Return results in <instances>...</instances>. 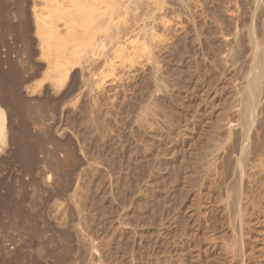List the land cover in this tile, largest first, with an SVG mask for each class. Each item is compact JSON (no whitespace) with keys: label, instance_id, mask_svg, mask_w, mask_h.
<instances>
[{"label":"rangeland","instance_id":"1","mask_svg":"<svg viewBox=\"0 0 264 264\" xmlns=\"http://www.w3.org/2000/svg\"><path fill=\"white\" fill-rule=\"evenodd\" d=\"M130 1L131 0H127V2H126V0H125V2H122L124 5L122 3L119 4L121 6L122 5L126 6L125 10H127V11H124V13L123 12L121 13L122 7H121V9H119L120 8L119 5L117 6L118 9L116 8V6H113L115 9H113L112 6H111L110 7L111 8L110 12L108 10L109 9V7H108L109 5L108 4L104 5V7L102 9L98 10V11H93V10L91 11L90 9L88 10V8L75 7L76 9H71L70 10V11H72V10L75 11L76 10L75 12L73 11L74 13L73 12H71V13H67L66 12L68 14V16H69V14L70 15L72 14L71 16L74 19L70 18V19H72L71 21H69L70 19L68 17L67 18L63 17V16H67V15H64V13L61 14L62 12H59V13L56 12L54 9L51 8L50 5H49V8H50L49 9L48 5L47 6L44 5L43 3H41L38 0L36 2V4L38 3L36 5V7H37V10L39 11V12L37 11L38 14H39V17H42V15H43V16H45L46 19L42 17V21H41V18H39V20L41 21L40 27H41L42 31L39 29V31H40L39 34H41V35H37V39L35 38V35H34V33H35L34 24L32 23L30 25V27L32 26L31 27L32 30L30 32V37L31 38H29V39H31L32 41H37V40H39L41 38L40 39V40H42V56H41V58L44 55V57L41 59V62L44 61L43 63H45L48 58H52V57H54V55L61 54L62 53V51H61L62 48L66 49V47H67V53L68 52L70 53L71 51H73L72 47L74 48L75 46H79L77 48L75 47L76 49H74V50L78 51V48H80V45L81 46L82 45L86 46V47L82 46L84 48L83 49L84 52H88L89 51L88 53H90V48L89 47H91V49H94L96 52L94 50H91V52L95 53V54H92L93 56L96 55L99 52H103L104 54L102 56L106 57V55H108L106 58H108V57L112 58L113 57V59H112L113 62L110 65V62L109 63H105L104 60H100L99 64H97L96 67L94 66L95 69L94 68L92 69V73L90 74L91 77L89 76V74L85 73V76H84L85 79L83 77V74L81 76L80 73H76V75L71 76V78H69L70 77L69 75H68L69 77L67 76L68 78L67 77L65 78L63 76L65 79L63 81H61V82L58 81V80L63 79V77L60 78V76H59L58 79L56 78L57 79L55 81L56 84L55 83L52 84V82H50L51 81L50 77L48 78L47 76H44L41 73H39V74L35 75L36 77L31 78L24 85L20 86V88L18 90V93H17V97L20 96L19 99L22 98L21 100H23V101H27L28 100L30 102L29 104L34 102V104L33 105L31 104V106L36 107V108H33V107H31L29 105V107L31 109H28V110H31L30 111L31 113L27 112L28 113L27 115H29L28 117L30 118V119L27 118V121L32 123L31 125H30L29 122H27L28 125L26 124V126H29L28 128L26 127V129L28 130V132H27L28 136L31 135L30 136L31 138L36 137L38 130L35 131V129H37V126L36 125L34 126L33 122H34L35 119L38 118V120L42 119L43 122H44V126H45L44 128L45 129H43V127H42V129L44 130V133H45L46 130H47L46 131L47 134H49L51 132V136L50 135L49 136L52 139L51 138L50 139L53 142L56 141L57 143L56 142L55 143L57 145L59 143H61V144L58 145L60 148L57 146L58 147V149H57L56 144H52L53 143L52 141H50V140L47 141L49 144L47 142H44L45 145H47V146L50 145V146L47 147V146L43 145V148H44L43 150H40V151L38 150L37 151L38 153L37 152L34 153V155H36V154L37 155L36 156L33 155L32 158H30V159H32V163H33L32 165L34 166L33 170H32L33 166L29 165V167L31 166V171H30V169L29 170L26 169L24 171V167L23 166H25L24 164H26V163H23V162L25 161L26 157H25V155L23 157L24 153H21L22 150L21 149L19 150L21 152L16 150V153H13V154H9V153L6 154L5 152H7V151H5V149L8 150L9 146L5 145V146H7V147H5V146L2 145V143H0V146H1L0 147V159H1L0 160V163H1L0 164V184H1L0 185V188H1L0 189V223H1V225H0V231H1L0 232V237L2 236L0 238V241L4 242V244H8L9 243V245L12 244L11 242H14L13 245H15V250L12 252L11 255H9L10 257H8L6 259V258L1 257V255H0V262H1L0 264H16V263L17 264H26V263L27 264H45V263L46 264H64L63 260H62L64 258V255H62L63 253L61 251H59L62 254H60V253L58 254L56 251H58V249L61 250L60 249V245L61 246L65 245V243H62L64 241L62 239V236L64 234L61 236V232L63 231L62 228H61V225L64 224L65 222H68V221L71 222L70 219H69V216L67 214V212H68L66 210L67 207L65 206L66 205V203H65L66 201L63 198L64 196L61 194V190L63 191V188L64 189L66 188V185H64V184L67 183L65 181V179L67 180V177H66V174L63 175V173H65L63 171H66L67 167H69V166L70 167L68 169L70 170V172H73V170H74V173H71V174H75L76 171L78 172V171L84 169V170L81 171V172H83V171L84 172L80 173L79 182H78L77 186L74 187V189H77V190L72 189L70 192H66V194L71 193V194H73L74 197L76 196L75 197L76 200L74 199L76 201V204L81 202L79 205L77 204L80 212L82 211L81 215L79 216L80 221L77 220L75 222H80L81 223V222H83L82 221V219H83L84 220L83 224L82 223L80 224L82 226V228L84 230L87 229L86 231H89L90 233H92V236L94 234V237L97 239L98 243L100 242L98 245L101 246V244H102V246L100 248L102 249V247H103V250L99 249V252L102 253V251L105 250L104 253H103V256L101 254L102 258H104V260L103 259H101V260L105 261V264L106 263L107 264H114V263L115 264H117V263L118 264H120V263L121 264H128L129 262H130V264H131V262H132V264H154V263L155 264H235V263L237 264L238 263L237 261L240 258V256L243 253H246V252H249V255L251 254L250 258L252 259V261L254 263H256V264H264V252H262L261 249H259V248H261L260 245H259L260 243L255 241V237H257V235L264 229V226H263L264 224L263 223L261 224V223H258V222L254 221L255 219H256V221L264 220V161H263L264 160V155L262 154L263 153L262 150L264 149V147L262 149V146L264 145V143L260 144L258 139L254 138V136H256V135L253 132V136L252 137L258 142V144H257V142L255 140H253V139L251 140L250 139V141L251 142L254 141V143L249 142V147L251 145L253 146V144H254V147H252L251 149L255 150V151H252L250 148H248V155H250L249 156V160L251 162L250 164L248 163V165H250V167L251 166L252 167L251 168L247 167L245 169V171L243 172V175H242L243 178L241 177V181H240V186H241L240 188H242L241 190H243L242 193L245 192L244 193L245 195L243 194L245 196V198H244V201H243V204H242V209H244V211H243L244 213L242 212L241 213L242 215L240 216V218L238 217L241 220L240 221L239 219L237 220L236 216L232 215L233 212L231 211V209L229 210V208H231L230 207L231 206V202H232L231 198H233L232 196L234 194V190L230 189V188L233 187V184L231 183V179H232V174H233L234 170L237 168V161L236 160H237V158H239V152H238L239 151V149H238L239 148V142L237 140V143H236V141L234 140L232 134H230V132H228L227 129H225V125H228L227 122L231 121L233 119L232 117H234L233 115L230 116L232 111H230L231 108H229V107H231V102H230L229 96L226 95L228 98H224V100H221L223 102L217 103L218 106L216 108H215V106L217 104L215 106L211 105V106H207L208 108L207 107L205 108V110L208 109V111L206 110V112H205L208 115L207 116L205 114V117H206V121L205 122L206 123H202L199 126V127H202V129H205V131L202 130L203 132L201 134V137H202V139L200 140L201 142H199L195 146L196 147L195 150L197 151V152H195V150H194L193 154L195 156H191V154H190L191 157H188L187 152H186L188 150L186 149L185 153H184V151L182 149H185V148L182 147V148H179L180 152H178V153H180V154L176 153V157L177 158L181 155L180 159L178 158L179 160L177 158H175L177 161L175 159H174V161H171V162L169 161V163H168L169 165L167 164L168 161L164 162V160L162 162L160 161V163H159L158 158L162 157V155H163L162 153L165 152V148H163L160 145L159 142H157V141H155L153 139L150 140L151 138L150 139H149V137L147 138L145 136V134L143 132H141L143 130L139 128V124H141L142 122H140V123L138 122V124H136V126H134V125H131V122L128 119L129 116H130V113L133 111L134 107H136L138 104H140L141 100H142L141 102H143L144 97H145V99L147 97L145 95L146 94L145 91H147L148 86H149V84H148V82H149L148 80L149 79L147 77L148 76L147 70H146V68H143L142 65H141V63L143 62V59L138 61V62H140V61H142V62H140V63L135 62V65H134V62H132V64H129L131 62H128L130 60L128 58H126V56H125L128 53V51L130 50V49L128 50V48H132L133 46H135L134 43L136 44V46H139L138 43H140V45H142L141 43H143V42H144L143 43L144 45H147L148 43H150L149 42L150 41L149 38H151V36L153 38L156 37L157 39L155 38L156 40H155L154 44L155 45L157 44L159 47L162 46L161 47L162 48V50H161L162 52H159L157 55H160L162 57L163 56L162 53L164 54L166 52L165 56H167V60H169V62H168L169 64L168 65L171 64L170 66H168L166 64L167 66H165V68H164V71H165L164 76H167L169 74L171 76H169V75L168 76L171 78L173 75H175V73L176 74H177V72L179 73V74L173 76L171 79L169 77H164V82H163L164 87H167L166 85H168V87H169V85L170 84L172 85L174 82H175V86H177V87H175L174 85H172L173 88L171 87L172 89H174V90L171 89L174 94L172 93V91L170 90V87H169V90L171 91V94H172L173 97H175V98L180 97V96H178L179 95L178 94L179 91L181 89H184V88H187L188 91H189L190 87H191L190 92L193 93L192 95L203 94V93H201L200 90L201 89L203 90V88L204 89L209 88L208 87L209 84L211 86L215 85V86H212L213 88L216 87L215 89L220 87L221 84H222L221 87L226 88L225 91L227 90L226 92H229L230 91L229 89H231L233 87L232 84H231L232 87L229 86L230 82L231 81H232L231 83L234 82V80H231V78L234 77V76L235 77L238 76L237 74H239V72L244 70V69L242 70V68H245V66L243 65L244 63H241V62L244 61V59L241 58V56L244 54V58H245V56H246L245 53H247V49H248V47H247L248 45H246L247 43H245L246 40L248 39V37H246V36H248L247 35L248 33L247 34H245V33L248 31L249 28H251L250 31H248V32L252 33L251 35H253V36L255 35L254 33H256L257 41H259L258 40V35H259V38H263L264 39V36H263L264 35V0H259V1H256V0H254V1L253 0L252 1H250V0H132L131 6H130ZM253 2H255V3H253ZM126 3H127V5H125ZM146 3L148 5V7L145 6ZM128 6H130V7L128 8ZM44 7H45V9H44ZM82 9H83V12H82L83 14L80 13L82 11ZM116 9H117V11H115V12L113 11L112 12V10H116ZM129 9L130 10L132 9L131 12H129L130 11ZM133 9H134V11H133ZM44 10H46V11L44 12ZM119 10H121V11H119ZM52 11H54L56 13L53 14ZM135 11H136V13H135ZM116 12H120L123 15L121 16L120 13H117V15H116ZM126 12L129 13V14H127ZM141 12H143V13H141ZM144 12H145V14H144ZM86 13H88V14L91 13V14H94V15H91V14L88 15ZM58 14H60V15H58ZM111 14L114 15L115 19H114V17L111 16ZM46 16H48L49 18L46 17ZM50 16H53L54 18L53 17L51 18ZM71 16H69V17H71ZM93 16H95L94 17L95 19L93 18ZM134 16H135V18H134ZM80 17L82 19H80ZM131 17L134 18V21H133V18H131ZM55 18L57 19V21H56ZM101 18H103V19H101ZM31 19H32L31 20V22H32L33 21V17H31ZM48 19L49 20H51V19L54 20L55 19V20L54 21L51 20V23H50V21ZM67 19H69V20H67ZM100 19L102 21H104L103 22L105 24V25L103 24L104 27H103V25H98V24H100V21H101ZM63 20H64V23H63ZM123 20H125V21L128 20V21L125 22ZM162 20H163V22H162ZM67 21H69V22H67ZM89 22H90V24H89ZM108 22L110 23V25H109ZM116 22H117V24H116ZM44 23H47V24H44ZM96 23H98L97 24L98 26L96 25ZM125 23H127L128 26H130V24L131 25L138 24L139 26H141L144 29L143 30L144 34L143 35L141 34V35H138V36L133 35V34H131V36H130V34H128L129 36L127 35V37L122 39L120 44H122V46L123 45L125 46L123 48L125 49V51H127V53L124 51V53H126V54H124V53L121 54V53L116 52L114 50V48H112L113 46H111V44L108 43V41H109L108 39L110 38V37H108V34L113 32L115 30V28H117V27H118V29L120 27V30L123 29V27L127 28V24H125ZM56 24L59 27L58 26L56 27ZM101 24H102V22H101ZM147 24H149V25H147ZM48 25H50V26H48ZM68 25L70 26V28L67 27ZM72 25H74L73 27H75V25H76L75 29H73ZM154 25H155V27H154ZM85 26H87V27H85ZM105 26L107 28H105ZM182 26H184V27H182ZM55 27L57 28V30L61 29L59 34L61 33L60 36L63 35L62 39L66 40L67 42L66 41H62V39H61V42H60V39H59V42L58 41H54V40H57L55 38L56 34H55V32H53L56 29ZM77 27L81 28L80 30H82L83 33H85L84 31H86L88 28H90V29L87 30L88 35H89V33L91 35L88 38L89 40L87 39V37H88V35H86L87 33H85V35L82 36L83 35L82 31H80L81 33H79V35L81 34L80 35L81 37L78 35L79 28H77ZM97 27H99V28H97ZM253 27H254V29H253ZM71 28H72V30H71ZM85 28H86V30H85ZM241 28H242V31H243V29H244V31H245V29L247 31L244 33V31L243 32L241 31ZM46 29H48V31H50V32H48ZM69 29H70V31L68 32ZM255 29H257V31ZM1 30L2 29L0 28V32H1ZM92 30H94L95 32H93ZM66 31H67L68 34H66ZM76 31H78V32H76ZM100 31H101L102 34L100 33ZM165 31H167V32H165ZM190 31H191V33H190ZM238 31L242 32L243 34L242 33L238 34ZM42 32L43 33L46 32L45 33L46 36ZM50 33H51L52 36L50 35ZM74 33H75V35L77 33L78 36L76 35V37H74L75 36V35H73ZM105 33H107V35ZM152 33H154V34H152ZM233 33L234 34L236 33V35H234ZM47 35H49V36H47ZM193 35L195 36L194 38H193ZM244 35H245V37H244ZM13 36L9 37V38L7 37L8 39H6V37H5V39L1 42L2 44H0V51H1L0 57L2 59L6 58V59L10 60L11 62L13 61V63H14L13 65L15 66V68H17L15 70H20V64L19 63L22 62V58H24V56L27 57V53H25V51L23 49L24 46H21L20 40H18L15 37L16 35L14 37ZM50 36H51V38H50ZM105 36H106V38H104ZM173 36H174V38H173ZM232 36H236V37H233L234 39L232 40ZM238 36H239V38H238ZM43 37L45 38L44 39L45 41L42 39ZM48 37H49V39H52V41L51 40L48 41L49 40ZM82 37H83V39H82ZM98 37H99V39H97ZM107 37H108V39H107ZM197 37H198V39H197ZM10 38H11L12 42L10 41ZM85 38H86V40H85ZM134 38H135V40H134ZM159 38H160L161 42L159 41ZM221 38H223V39H221ZM240 38H242V40ZM13 39H15V40L13 41ZM144 39L147 40V44H146V40H144ZM178 39H179V41H178ZM235 39H237V40H235ZM263 39H261V40L264 42ZM73 40H74V42H73ZM95 40H97V41H95ZM103 40H104V42H103ZM105 40H107V42H106L107 44H105ZM191 40H193V41H191ZM198 40H199V43H201V41L203 40L201 46H202V50L203 49L204 50H203V52L201 50L200 55L201 54L202 55L205 54L204 55L205 58H207V56H208L207 60L210 58L209 61H210L211 65L208 64V63H204L203 64V61H202L201 58H199L200 61H198L197 57H200L199 56V51L196 52L197 50L194 47V45L198 42ZM222 40H223V42H222ZM94 41L97 43V47L95 46L96 43ZM128 41H130V42L128 43ZM194 41H195V43L193 45ZM237 41H239V42H237ZM38 42H36V44H38ZM88 42H89L90 45H91L92 42H93L92 45L95 43V45H94L95 48H94V46L92 47V45L90 46L88 44ZM100 42L103 43L104 46H102V44ZM168 42H170V43H168ZM261 42L259 43L260 46H261ZM57 44H59V45H57ZM60 44L63 45V46H61L59 48L58 46H60ZM216 44H217V46H216ZM243 44H244V46H243ZM262 44H264V43H262ZM51 45H53V46H51ZM64 45L65 46L67 45V46L65 47ZM172 45H175L176 47L172 46ZM183 45H185V46H183ZM192 45H193L195 50L192 48ZM50 46H51V48H50ZM54 46H56L57 48L55 47L56 48L55 49ZM126 46H127V48H126ZM130 46H132V47H130ZM231 46L235 47V50L237 52ZM103 47H104V49H103ZM204 47H206V48H204ZM228 47L232 48L235 51V52L233 51L234 52L233 56L236 53V54L239 55V58L241 60L238 59V55L235 54L236 55V56H234L235 58H232L233 62L232 61L230 62L229 59H231V58H229L227 60L228 63L225 64V61H224L223 62L224 64H222V61H221L220 57H222L223 55L220 52H222V51L225 52ZM263 47H264V45H262V48ZM35 48H36V55H38L39 49H38V47H35ZM165 48H166V50H165ZM168 48H169L168 51H170V52L167 51ZM185 48L187 50H184ZM242 48L244 50H242ZM245 48H247V49H245ZM57 49H59V50L61 49V50L59 51ZM65 49H64L65 52L64 51L63 52L66 54V50ZM86 49H88V50L85 51ZM102 49H103V51H99V50H102ZM52 50L54 51V53L52 52ZM55 50H56V52H55ZM80 50H81V48H80ZM131 50H130V52H131ZM245 50H246V52H245ZM263 50H264V48H263ZM20 51L21 52L24 51V52L21 53ZM173 51H174V53H173ZM180 51H182V52H180ZM73 52L75 53V51H73ZM73 52H71V54L68 53L67 56L68 57L72 56V58H70V59H73V57L76 59V60L74 59L73 62H72L74 64L75 61L78 60L77 59L78 56L81 54L79 56V58H80V57H82V55L84 56V53L81 50V52H79L80 54L79 55L77 54V58H76V53H78V52H76L75 54ZM107 52H109V53H107ZM224 52H222V53H224ZM88 53H85V55L86 54L87 55L91 54V53L90 54H88ZM241 53H242V55H241ZM110 54L111 55L114 54V55L111 56ZM169 54H170V57H169ZM122 55H123V57H121ZM195 55L196 56L198 55V56L195 58V57H193ZM118 56H120V57H118ZM186 56H187V58H186ZM84 57H83V59H84ZM105 57H103V58H105ZM117 57L120 58V59H118ZM216 57H219V58H216ZM121 58L122 59L125 58V59L122 60ZM127 59H128V61L126 62ZM79 60L83 61L81 58ZM79 60H78V62H79ZM109 60H110V58H109ZM120 60H122V62H120ZM223 60H224V58H223ZM237 60H240V62L238 61L239 63H237ZM212 61H214V63ZM229 62H230V64L236 62L238 67L236 66V64H235V67L234 66L232 67L231 66L232 64H231L230 68H232V69L234 68L235 69L237 67L236 71H238V72H236L234 69H233L234 71L232 69H231L232 71L230 69H228L229 68L228 67ZM100 63H103V64H100ZM116 63H118V64H116ZM136 63H138V64H136ZM175 63H177V65ZM181 63L183 64L182 65L183 67L182 66L180 67ZM240 63L242 64L241 70L238 69L241 66ZM75 64L73 65L74 67H79V64H76V65ZM108 64H109L110 67L108 66ZM197 64H198V66H196ZM205 64H207L209 66H207ZM219 64H221V65L219 66ZM104 65L105 66L107 65V67H108L107 70H106L107 67L105 68ZM114 65H115L116 68H113ZM120 65L122 67L123 66L124 67L122 68ZM215 65H217V66H215ZM174 66H176L177 68L180 67L181 69L180 68L179 69L182 70L183 72L180 71V70H176V67H174ZM6 67L7 66L3 65V68L6 69ZM98 67H100V68H98ZM166 67H167V69H166ZM217 67H218V69H217ZM170 68H173V69L175 68L174 69L175 72L173 70H171ZM184 68H186V69H184ZM210 68L211 69L213 68V70H211ZM225 68H226V70H225ZM75 69H76V72H78L77 71L78 68H75ZM113 69H115V70H113ZM110 70H111V73H110ZM112 70H113V72H112ZM169 70H171V71H169ZM202 70H203V72H201ZM226 71H228V72H226ZM230 71H231V73H230ZM181 72L183 73V75H182ZM185 73H187V74H185ZM221 73L222 74L225 73V74H223L224 76ZM105 74H106V77L104 78L103 76H105ZM142 74H143V76H142ZM216 74H217V76H216ZM230 74H232V75L234 74V76H231ZM92 75H94V77H92ZM185 75L186 76L188 75V76L186 77ZM177 76H178V78L181 77V79L179 78L180 79L179 80L178 78H175ZM210 76H211V79L209 78ZM225 76L226 77L231 76V78H230L231 81H228L229 84H226L227 83L226 80L227 79L229 80V78L226 79V78H224ZM81 77H83V79H81ZM222 77L224 79H226V80H224ZM235 77L233 79H235ZM39 78H41V79H39ZM46 78H48V80ZM73 78H75V80ZM78 79H80V80H78ZM87 79L88 80L90 79V80L88 81ZM96 79L98 81L101 80V82H97ZM172 79L173 80L176 79V81L172 82L173 81ZM169 80H172L171 83L169 82ZM177 80H179V81L177 82ZM221 80H222V82H221ZM143 81H145V82H143ZM166 81L168 82V84H167ZM32 82L34 84H32ZM36 82H38V83H36ZM64 82H66L67 85ZM83 82H85V83H83ZM105 82H106V84H105ZM50 83H51V85H50ZM96 83H97V85H96ZM177 83L181 87V89H180V87H178V85H176ZM206 83H207V85H206ZM79 84H80V86H78ZM93 84H95L96 86L93 85ZM217 84H218V86H216ZM35 85L37 86V88H36ZM58 86H60V87H58ZM27 87H28V90H27ZM44 87H46L45 88L46 90L44 89ZM57 87H58V89H57ZM168 87L166 89H168ZM115 88H117V89L115 90ZM130 88H131V90H130ZM176 88H177V91H176ZM178 88L180 90H178ZM50 89H52V90H50ZM128 90H130V91H128ZM47 91H49V92H47ZM174 91H176L177 94H175L176 92H174ZM45 92H47V93H45ZM64 92H65V94H64ZM194 92H195V94H194ZM119 93H121V94H119ZM62 94H64V95L62 96ZM225 94H227V93H225ZM64 96L65 97L67 96V97L64 98ZM109 98H111L113 100H111V99L109 100ZM199 98H202V96H200ZM32 99H34L37 104H38L37 101L39 99L40 100L42 99L41 101H43V103L47 102L46 105L49 104L50 106H52V105H54V106L50 107L51 108L50 109L49 105H47V108H48L47 109L45 107V104H43L44 105L43 107L45 108V110L43 108H40V110H37V108H39V107H37V105H35L36 103ZM43 99H45V100L47 99V101H44ZM90 99H93V100H90ZM126 99H127V102H126ZM75 100L77 102H75ZM116 100H119V101L116 102ZM31 101H33V102H31ZM94 101H95V103H94ZM97 102H98V104H97ZM167 102L168 101L166 99V101L163 100V101L157 103L158 105L160 104V107L158 105H156V104H154V107H152V108L150 107L151 108V110H150L151 115L152 116H156V118L157 117L159 118V119L157 118L158 120L157 119L155 120V123H154V121H151L154 124L158 123L156 125L153 124V127L155 126V128H154L155 130L156 129L158 130V128H159V131H161V132L163 131V126L165 125L164 127H166V125L168 123L170 124V122H172V119H174V116H175L173 111L169 107L170 104H168ZM190 102L193 104V107H195V105L199 101H197L195 98H192V100ZM99 103L101 105H99ZM136 103H138V104L135 106ZM191 103L189 105H192ZM111 105H113V106H111ZM93 106H95V107H93ZM155 106H157V107L155 108ZM212 106L214 107V109H213ZM123 107L125 109L127 107V109L125 110ZM161 107L163 108V110H162ZM209 108L211 109V111H209L210 110ZM42 109H43V112H42ZM46 109H47V111L49 113H47ZM262 109H264V108L262 107ZM122 110L125 111L124 112L125 115L122 113L123 112ZM217 110H219L220 112H218ZM39 111H40V113H39ZM93 111H95V112H93ZM155 112H158V113H155ZM216 112H218V113H216ZM225 112H226V114H225ZM215 113L218 114V115H216ZM31 114H32V116H31ZM89 114H92V115H89ZM111 114H113V115H111ZM224 115H226V116L224 117ZM37 116H39V117H37ZM97 116H98V118H97ZM164 116H165V118H164ZM114 118H116V119H114ZM260 118H262V120L264 121V119H263L264 116L263 117L261 116ZM105 119H107V120H105ZM123 119H124V121L126 123L123 121ZM35 121H37V120H35ZM113 121H115V122L113 123ZM80 123H82V126H81ZM83 124L86 125L87 128ZM129 124L131 125L130 128H128ZM142 125L144 126V123H142ZM142 125H140L141 128L143 127ZM213 125H215V126H213ZM217 125H218V127H217ZM103 126H104V128H103ZM132 126H133L134 129L132 128ZM124 127H126V128H124ZM95 128H97V129H95ZM106 128H107V130H106ZM131 129H132V131H131ZM43 130L41 132L42 134H44ZM104 130H105V132H104ZM207 130H208V132H207ZM213 130H214V132H213ZM159 131H157V133H160ZM100 133L102 134V136L100 135ZM33 134H35V135H33ZM47 134H46V136H48ZM208 135H209V137H208ZM204 137H206V138H204ZM66 139H67V141H66ZM134 139L135 140L137 139L140 142L137 141V140L135 141ZM216 139H217V143H216V141H214ZM103 140H105V141H103ZM206 140L208 141L207 143H206ZM210 141L211 142L213 141V142L211 143ZM116 142L117 143L119 142V143L117 144ZM144 142H146L147 145ZM140 143L142 145H140ZM208 144H210V145L208 146ZM62 145L67 150L64 149L62 147ZM97 145H99V147ZM198 146L200 147V149H199ZM255 146H257V147L255 148ZM67 147H69L70 149L67 148ZM123 147H125L126 149L123 148ZM128 147H130V148H128ZM184 147H186V146H184ZM203 147H205V148H203ZM54 148H56V149H54ZM201 148H202V150H201ZM210 148L212 149L211 151H210ZM217 148H218V150L216 151ZM46 149H48L50 154H48ZM52 149H54V150L52 151ZM77 149H78V151H77ZM141 149L143 150V152H141ZM203 149L204 150L205 149L206 150L209 149L208 151L213 153L212 156H209L206 153L204 155L205 151ZM249 149L253 153L251 151H249ZM69 150H72V151L69 152ZM163 150H164V152H163ZM198 150H201V151H198ZM35 151L36 150H34V152ZM42 151H44V152H42ZM58 151H60V152H58ZM62 151H63V154L61 153ZM145 151H146V153L147 152H149V153L146 154ZM154 151H155L156 154L154 153ZM228 151L230 153H227ZM54 152L56 154H54ZM73 152L76 153V155L73 154ZM138 152L145 153V154H140ZM166 152H165V154H166ZM181 152H182V154L184 153L183 156H182ZM198 152H199V154H198ZM210 152H209V154H210ZM249 152L251 154H249ZM17 153H19V154H17ZM43 153L44 154L46 153V154L44 155ZM71 153H72L73 156H71ZM83 153L86 154V155H84ZM152 153L154 155H156L155 157H157L158 154H159V156H160V154H162V155L160 157H157V158L152 156L153 157L152 158L151 157ZM219 153H221V154H219ZM20 154H22V156ZM40 154L42 156L44 155L43 158H42V156ZM77 154H78V156H77ZM127 154L130 155V156H128ZM46 155L47 156L49 155V156H52V157L48 156V158H47ZM53 155H56V156L58 155V156L57 157L54 156L55 158H53ZM144 155H148V156L150 155L149 158L150 157L151 158L150 159L147 158L148 156H146V158H145ZM253 155H254V157H253ZM75 156H76V158H75ZM185 156L188 157L190 159V161ZM203 156L204 157L207 156V159L206 158L205 159L206 160H210V162L208 163L209 165L207 163H205L206 160L204 158H202ZM3 157L5 159H3ZM16 157H18V158H16ZM45 157L47 159H49V158L50 159L47 160V162H46ZM22 158H24V159H22ZM37 158L41 159V160H44V162H46L45 163L46 169L48 168L49 170H50V168L47 165L49 164V162L52 163L51 162V158H53L52 161H55V162L57 160L56 158H58V160L60 159L59 160V165H58L59 166V170H60L61 166L63 168L66 165L65 166L66 168L65 167L63 168L64 170L61 168V170H63V171L60 170L61 172H63L61 175L59 174L60 171H58V177L60 178V180H59V178L56 175L52 174V171L50 172L49 170H47V172H48V175L50 177L47 176V174H46L47 172H46V169H45V166H44L43 162L41 160H37ZM66 158H68V159H66ZM91 158H93V159L90 160ZM142 158H143V160H142ZM194 158L196 159V161L194 160ZM219 158H221V159L219 160ZM260 158H262V159H260ZM21 159L23 160V162H22ZM120 159H121V161H120ZM35 160L40 161L39 163L43 164L42 170L37 169V171L39 170L38 173H36L37 171H35L36 164L38 163ZM58 160H57V162H58ZM61 160H62V162H61ZM93 160L95 162H93ZM150 160L153 161V162L149 163ZM200 160L203 161V162H201ZM33 161H35V162H33ZM63 161H64V163H63ZM84 161H85V163L89 162L95 168H93L91 166H89V167L88 166H84L85 165ZM215 161H217V162H215ZM75 162H77V163H75ZM206 162H208V161H206ZM60 163H63L64 165L60 164ZM82 163H83V165H82ZM133 163H135V164H133ZM195 163H197L198 165L195 164ZM159 164H163V166L160 165L161 166L160 167ZM164 164H165V166H164ZM253 164L255 166H257V167L259 166V168H257V167L255 168ZM72 165L73 166L76 165V167L75 166L73 167ZM124 165H125V168H124ZM173 165H175V167H173ZM193 165L195 167H193ZM21 166H22V168H21ZM39 166L41 167L42 165H38L36 168H40ZM187 166H189V167H187ZM25 167H27V165ZM71 167H72V169H71ZM43 168H44L45 171L43 170ZM187 168H188V170H187ZM192 168H194V169H192ZM42 174H44V175L42 176ZM85 174L87 175V177L85 176ZM256 174H257V176H256ZM45 175H46V177H45ZM52 175H54V176H52ZM62 175H63V177H62ZM88 175H90V176H88ZM93 175H95V176H93ZM133 175H135V176H133ZM188 175L189 176L191 175V176L188 177ZM39 176L40 177L42 176L43 180H41L42 177L40 178ZM88 177H90V178H88ZM54 178L56 180H58V182ZM61 178H62V180H61ZM80 178H82L83 180L80 179ZM33 179H34V181L31 182ZM81 180H82L83 183L80 182ZM40 181H42V182L46 181L47 183L46 182L44 183V184H46V187ZM54 182H56V184ZM48 183L51 184L53 187L51 185L49 186ZM148 183H150V184H148ZM229 183L231 184V186L229 185ZM130 185H132L133 188ZM149 185H151V186H149ZM47 186H49V188ZM143 186H144V188H142ZM39 188H41V189H39ZM102 188H104V189H102ZM150 188H151V190H150ZM55 189H57V190L59 189V190L57 191ZM91 189H92V191H91ZM9 190H10V192H9ZM134 190H136V191L134 192ZM230 190H231V192H230ZM10 193H11V195H10ZM50 193H51V195H50ZM123 193H124V196L122 195ZM5 195H7L9 200L7 199V197ZM133 195H134V197H132ZM160 197H162V199H160ZM157 198H159V199H157ZM45 199H47V200H45ZM77 199H79V201ZM122 199H124V201H122ZM62 200H63V202H61ZM1 201H3V202L1 203ZM54 201H55V203H54ZM117 202L120 205L117 204ZM13 204H15V207H14ZM104 204H105V206H104ZM132 205H134V206H132ZM109 209H111V210H109ZM60 210L63 213H61ZM65 214H67V215L65 216ZM121 215H122V217H121ZM81 216H83V218ZM125 217H127V218H125ZM65 219H67V220H65ZM8 222H10V223H8ZM14 222H16V223H14ZM85 222H86V224H85ZM116 222H122V223L128 225V227L131 229V231H129L128 233H121L118 229H116L117 228L116 225H115ZM238 222H240V223L242 222V223L240 224ZM42 223H43V226H42ZM48 223L50 224V226H48ZM54 223H56L55 226H54ZM131 223H132V225H131ZM141 223H142V225H141ZM244 223H245V225H243ZM19 224H20V227H18ZM84 224H85V227H87V228L84 227ZM108 224H111V225H108ZM139 224L141 225V227H140ZM11 225L12 226L14 225V226L12 227ZM44 225L48 226L47 228L45 227V229L46 230L48 229V230L45 233L41 234V235L42 236L46 235V237L44 236V239H46V240L42 239L43 237L38 236L39 233L42 232V230L45 231ZM8 227L10 229H8ZM235 227H237V228H235ZM20 228H21V230H20ZM30 228H32L31 231H30ZM49 228L51 230H53V232ZM23 229H25V230L27 229L28 232L23 230ZM56 229H58L59 231L56 230ZM2 230H4V231H2ZM38 230H41V231H39V233H36V232H38ZM54 230H56V231H54ZM93 230H94V233H93ZM110 230H112V232H110ZM134 230L137 231V232H135ZM150 230H151V232H150ZM9 232H10V234H9ZM25 232L27 233L26 235H25ZM56 232L59 233L60 239L63 240V241L61 240L62 242L58 241L60 239H59V237L57 238V235H56L57 233ZM130 232H132V233L129 234ZM133 232H134V234L135 233H141V234H138V238H137L136 234L134 235ZM149 232L152 233V234H150ZM48 233H49V236L52 235V233H53V235L55 237H53V235H52V237L49 238ZM104 233H106V234H104ZM107 234L108 235L110 234L111 236L108 238ZM123 234H125V235H123ZM139 235L140 236L142 235V236L140 237ZM127 236L130 237V238H128ZM63 237H65V239H66V234ZM52 238H53V240L50 241L49 239H52ZM101 238L104 241L101 240ZM1 239L2 240L4 239V240L2 241ZM9 240H11V241H9ZM39 240H42V241H39ZM43 241H45V242H43ZM49 241H50V243H49ZM54 241H56V242H54ZM235 241H236V243H235ZM124 242H125V244H124ZM129 242H130V244H129ZM131 242H132V244H131ZM106 243H107V245H106ZM13 245H11V246H13ZM138 245L141 246V247H139ZM37 246H39V247H37ZM108 246H109V248H108ZM121 247H122V250H121ZM239 247H240V249H239ZM40 248H42L43 250L45 249V250L44 251L42 250L43 251L42 252L40 250ZM98 248H99V246H98ZM80 249H81V251L83 250L82 248H80ZM80 249L78 250L79 253L76 252L77 255H75V257H73V259H75V260H73L74 261L73 264H82V263L86 264V262H87L86 261L87 260L86 259L87 258L86 257V255H87L86 252L85 251L81 252ZM38 251H40V252H38ZM45 251H46V253H44ZM51 251H52V253H51ZM62 251L64 253H66L67 249L64 247V248H62ZM14 252H16V253L13 254ZM105 252H106V254H105ZM82 253L84 255H82ZM126 253H127V255H126ZM53 254L55 256V259L60 257V255L63 258L60 259L61 258L60 257V258L55 260ZM112 254H114V255H112ZM47 256H49V257H47ZM84 256H85V258H84ZM51 258H53L54 260L51 259ZM2 259H3L4 262L2 261ZM16 259H17L18 262L16 261ZM24 259H26L27 262H25ZM133 259H134V261H133ZM116 260H118V261H116ZM119 260H120V262H119ZM101 264H103V263H101Z\"/></svg>","mask_w":264,"mask_h":264},{"label":"bare ground","instance_id":"2","mask_svg":"<svg viewBox=\"0 0 264 264\" xmlns=\"http://www.w3.org/2000/svg\"><path fill=\"white\" fill-rule=\"evenodd\" d=\"M38 1H40L41 3H43L44 5H48V8H49V5L51 6V8L52 9H54L56 12H62L61 14H63L64 13V15H67V16H63L64 18L66 17H68L69 19L70 18H72V14L70 15L69 14V16H71V17H69L68 16V14L67 13H71V12H73L74 10H72V11H70L71 9H76L75 7H82V8H88V10L90 9L91 11L93 10V11H98V10H100V9H102L103 7H104V5H109L108 7H109V12H110V7L112 6V8L113 9H115L113 6H116V8L118 9V5L119 4H121L122 2H125V0L123 1H121V0H38ZM121 1V2H120ZM250 1H252V0H250ZM254 1V0H253ZM256 1H259V0H256ZM255 1V2H256ZM36 2H37V0H0V28L2 29L1 30V32H0V44H2L1 42L5 39V37H6V39H8L9 37H12L13 35L18 39V40H20V42H21V46H24V51H25V53H27V57H25L24 56V58H22V62L21 63H19L20 64V70H15V69H17V68H15V66L13 65L14 63H13V61L11 62L10 60H8V59H2L1 57H0V143H2V145L3 146H5V145H8L9 146V149L8 150H6L5 149V151H7V152H5L6 154L7 153H9V154H13V153H16V150L17 151H19L20 149L22 150V152L21 151H19V152H21V153H24L23 154V157H24V155H25V157H26V159H25V161L23 162V160L22 159H24V158H22L21 160H22V162L23 163H26V164H24L25 166L27 165V167H25V166H23L24 167V171L26 170V169H30V171H31V166L29 167V165H32L33 163H32V159H30V158H32V156L34 155V153H36L38 150L40 151V150H43L44 148H43V145H45L44 144V142H47V141H52L51 139V132L49 133V134H47L46 133V131H45V133H44V130L43 129H45L44 127V122H43V120L41 119V120H38V118L37 119H35V120H37V121H35L34 119V122H33V124H34V126L36 125L37 126V129H35V131L36 130H38V132H37V135H36V137H33V138H31L30 136L31 135H29L28 136V130L26 129V127L28 128L29 126H26V124L28 125V123L27 122H29V121H27V118H29L28 116L29 115H27L28 113L27 112H30L31 110H28V109H31L30 107H29V105L31 106V104L33 105L34 104V102L33 101H35L34 99H32L33 101H31V102H33V103H31V104H29L30 102L27 100V101H23V100H21V99H19L20 98V96L19 97H17V93H18V90H19V88H20V86H22V85H24L26 82H28L31 78H33V77H36L35 75H37V74H39V73H41L42 75H44V76H47L48 78L50 77V82H52V84H56V80L58 79V77L60 76V78H62L63 76L66 78L68 75L70 76H68L69 78H71V76H73V75H76V73H80L81 74V76H82V74H83V77L85 76V73H87V74H89V76H90V74L92 73V69L94 68L95 69V67H96V65L97 64H99V62H100V60H104V62L105 63H109L110 62V65H111V63L113 62V57L111 58V57H108V58H106L108 55H106L107 53H109V52H107L105 55H106V57L105 56H102L104 53L103 52H99V53H97L96 55H92V54H95L94 52H91V50H94V49H91V47H89L90 48V53H88V52H84V48L83 47H86L85 45L82 47L81 45H80V48H81V50H82V52L84 53V56L82 55V57H80L83 61H80L79 59V56L81 55L79 52H81V50H80V48H78V51H76V50H74V49H76L77 47H79V46H75L74 48L72 47V49H73V51H75V53L76 52H78V53H76V58H77V54L79 55L78 56V60H79V62H78V60L77 61H75V63L76 64H79V67H74L73 65L75 64H73L72 62H73V60L75 59L74 57H73V59H70V58H72V56H70V57H68L67 56V54L69 53H67V45L65 46L66 47V54L64 53L65 51H64V49L62 48V53L61 54H58V55H54V57H52V58H46L47 60H46V62L45 63H43L44 61V59L42 60L43 62H41V59L44 57V55H43V57L41 58V56H42V40H40L41 38V36L39 37L40 39L39 40H37V41H32L31 39H29V38H31L30 37V32H31V30H32V26L30 27V25L33 23L34 24V26H35V33H34V35H35V38L37 39V35H41V34H39L40 33V31H39V29L41 30V27H40V23H41V21H42V17L43 18H45V16H43L42 15V17H39V14H38V10H37V7H36V5L38 4H36ZM39 2V3H40ZM126 2H127V0H126ZM131 2H132V0L130 1V6H131ZM255 2H253V3H255ZM252 3V2H251ZM258 3V2H257ZM123 4V3H122ZM150 4V3H149ZM180 4V3H179ZM43 5V6H44ZM124 5V4H123ZM121 6V5H119V9H121V7H122V11L121 10H119V11H121V13L123 12L124 13V11H127V10H125V8H126V6ZM125 5H127V3L125 4ZM186 5V4H185ZM258 5V4H257ZM130 6H128V8L130 7ZM145 6H147L148 7V5H147V3H146V5ZM175 6V5H174ZM173 6V7H174ZM254 6V5H253ZM36 7V8H35ZM41 7V6H40ZM178 7V6H177ZM47 8V9H48ZM42 9V8H41ZM44 9H45V7H44ZM50 9V8H49ZM117 9L116 10H112V12L114 11H117ZM180 9V8H179ZM43 10V9H42ZM80 10V9H79ZM130 10V9H129ZM132 10V9H131ZM131 10L129 11V12H131ZM185 10V9H184ZM38 11V12H37ZM46 10H44V12H45ZM51 11V10H50ZM76 11V10H75ZM74 11V12H75ZM133 11H134V9H133ZM150 11V10H149ZM183 11V10H182ZM53 12V14L54 13H56V12H54V11H52ZM67 12V13H66ZM73 12V13H74ZM79 12V11H78ZM83 12V9H82V11L80 12V13H82ZM148 12V11H147ZM85 13V12H84ZM117 13H120V12H116V15H117ZM120 13V14H121ZM127 13V12H126ZM135 13H136V11H135ZM141 13H143V12H141ZM150 13V12H149ZM50 14V13H49ZM52 14V13H51ZM52 14V15H53ZM83 14V13H82ZM86 14H88V13H86ZM89 14H91V13H89ZM88 14V15H89ZM104 14V13H103ZM113 14V13H112ZM111 14V16L112 17H114V15H112ZM127 14H129V13H127ZM144 14H145V12H144ZM249 14V13H248ZM58 15H60V14H58ZM91 15H94V14H91ZM96 15V14H95ZM101 15V14H100ZM123 14H121V16H122ZM132 15V14H131ZM138 15V14H137ZM152 15V14H151ZM159 15V14H158ZM54 16V15H53ZM53 16H50L51 18L53 17ZM62 16V15H61ZM79 16V15H78ZM77 16V17H78ZM103 16V15H102ZM101 16V17H102ZM120 16V17H121ZM127 16V15H126ZM31 17H33V21L31 22ZM46 17H48V16H46ZM55 17V16H54ZM53 17V18H54ZM75 17V16H74ZM87 17V16H86ZM92 17V16H91ZM95 16H93V18H94ZM111 17V18H112ZM130 17V16H129ZM137 17V16H136ZM144 17V16H143ZM39 18H41V21L39 20ZM49 18V17H48ZM59 18V17H58ZM131 18H133V17H131ZM134 18H135V16H134ZM134 18H133V21H134ZM46 19V18H45ZM56 19V18H55ZM54 19V20H55ZM63 19V18H62ZM69 19H67V20H69ZM72 19H74V18H72ZM72 19H70L69 21H71ZM80 19H82L81 17H80ZM95 19V18H94ZM101 19H103V18H101ZM100 19V20H101ZM114 19H115V17H114ZM255 19V18H254ZM49 20V19H48ZM52 20V19H51ZM51 20H49L50 21V23H51ZM54 20H52V21H54ZM59 20V19H58ZM61 20V19H60ZM85 20V19H84ZM88 20V19H87ZM99 20V21H100ZM113 20V19H112ZM56 21H57V19H56ZM69 21H67V22H69ZM79 21V20H78ZM98 21V22H99ZM115 21V20H114ZM123 21H125V20H123ZM126 21H128V20H126ZM125 21V22H126ZM44 22V21H43ZM46 22V21H45ZM66 22V21H65ZM92 22V21H91ZM101 22H102V24H101ZM104 21H100V24H98V23H96V25L98 24V25H103L104 23H103ZM145 22V21H144ZM148 22V21H147ZM146 22V23H147ZM162 22H163V20H162ZM165 22V21H164ZM48 23V22H47ZM47 23H44V24H47ZM56 23V22H55ZM58 23V22H57ZM62 23V22H61ZM63 23H64V20H63ZM73 23V22H72ZM75 23V22H74ZM80 23V22H79ZM109 23V22H108ZM145 23V24H146ZM166 23V22H165ZM89 24H90V22H89ZM116 24H117V22H116ZM125 24H127V23H125ZM130 24V23H129ZM167 24V23H166ZM54 25V24H53ZM63 25V24H62ZM97 25V26H98ZM105 25V24H104ZM104 25H103V27H104ZM108 25V24H107ZM109 25H110V23H109ZM143 25V24H142ZM147 25H149V24H147ZM33 26V27H34ZM46 26V25H45ZM48 26H50V25H48ZM58 25L56 24V27H57ZM66 26V25H65ZM74 25H72V27H73ZM118 26V25H117ZM125 26V25H124ZM146 26V25H145ZM166 26V25H165ZM164 26V27H165ZM169 26V25H168ZM250 26V25H249ZM47 27V26H46ZM52 27V26H51ZM54 27V26H53ZM55 27V28H56ZM59 27V26H58ZM67 27H69L70 28V26L68 25ZM75 27H76V25H75ZM75 27H73V29H75ZM85 27H87V26H85ZM96 27V26H95ZM101 27V26H100ZM102 27V28H103ZM115 27V26H114ZM154 27H155V25H154ZM161 27V26H160ZM182 27H184V26H182ZM31 28V29H30ZM63 28V27H62ZM77 28H79V27H77ZM97 28H99V27H97ZM105 28H107L106 26H105ZM145 28V27H144ZM168 28V27H167ZM172 28V27H171ZM239 28V27H238ZM237 28V29H238ZM249 28V27H248ZM66 29V28H65ZM81 28H79V32L78 31H76V32H78V35H79V33H81L80 31H82V30H80ZM88 29H90V28H88ZM87 29V30H88ZM101 29V28H100ZM111 29V28H110ZM163 29V28H162ZM250 29L251 28H249L248 29V31H250ZM253 29H254V27H253ZM47 31H48V29H46ZM54 30V29H53ZM61 30V29H60ZM60 30L58 29L57 30V28L55 29V31H53V32H55V34H56V39L57 40H54V41H58L59 42V39H60V42H61V39H62V36L63 35H61L60 36V34H59V32H60ZM71 30H72V28H71ZM85 30H86V28H85ZM87 30L86 31H84L85 33H87ZM95 30V29H94ZM94 30H92L93 32H95ZM97 30V29H96ZM102 30V29H101ZM105 30V29H104ZM103 30V31H104ZM144 29L141 27V26H139L138 24H133V25H131L130 24V26H128V24H127V28L125 27H123V29H121L120 30V27H119V29H118V27L117 28H115V30L113 31V32H111L110 34H108V37H110L109 39H108V37H107V39L109 40L108 41V43L109 44H111V46H113L112 48H114V50L116 51V52H118V53H121V54H123L124 53V51H125V49L123 48V47H125L124 45L122 46V44H120L121 43V40L122 39H124L125 37H127V35L128 34H130V36H131V34H133V35H136V36H138V35H143L144 34V31H143ZM160 30V29H159ZM256 31H257V29H255ZM254 30V31H255ZM42 31V30H41ZM70 31V29L68 30V32ZM91 31V30H90ZM151 31V30H150ZM236 31V30H235ZM241 31H242V28H241ZM243 31H244V29H243ZM242 31V32H243ZM247 30L245 29V31H244V33L246 32ZM246 32L245 34H247L248 36H246V37H248V39L246 40V42L245 43H247L246 45H248L247 47H248V49L247 48H245V49H247V53H245L246 52V50H245V54H246V56H245V58H244V54L242 55V53H241V58H243L244 59V61L243 62H241V63H244L243 65L245 66V68H242V70L243 71H241V72H239V74H237L238 76H234V74L236 73V72H238V71H236L237 69V67H238V65L236 64V62H234V63H231L230 64V62L232 61L233 62V59L232 58H235L234 56H236V55H238V54H234V56H233V53L236 51L235 50V47H233V46H231L232 48H234V50L232 49V48H225L226 49V51L224 52V51H222V52H224V53H222V52H220L223 56V58H224V60H223V58L222 57H220V59H221V61H222V64H224L223 62L225 61V64L226 63H228V59L229 58H231V59H229V65H228V69H232V68H230L231 66L233 67H235V64H236V68L234 69L236 72L232 75V74H230L231 76H234L235 77V79H233L234 77H232L231 78V76H228V77H224V78H229V80L227 79H224L223 77V79L224 80H226V84H229V82L228 81H231V80H234V82L233 83H231L230 82V87H232L231 89H229L230 91L229 92H226L225 91V89L226 88H223V87H221L222 86V84H221V86L220 87H218L217 89H215L216 87H212V86H215V85H208V87L209 88H207V89H204L203 88V90L201 89L200 91H201V93H203V94H196V95H192L193 93H191L190 92V90H191V87H190V90L188 91V89L187 88H184V89H181V87L178 85V83L176 84V85H178V87H180V89L178 88V90H180L179 91V95L178 96H180V97H177V98H175V97H173L172 96V94H171V91L172 90H174V89H172L173 87H172V85H174L175 86V82L174 81H176V79H172V80H169V82L171 83V81L172 82H174L172 85L170 84L169 85V87H170V90H169V87H168V85H166L167 87H168V89H166L167 87H164V85H163V82H164V77H169V76H171V75H167V76H164V73H165V71H164V68H165V66H167L169 63V60H167V56H165L166 55V52L163 54L162 53V57L160 56V55H157L159 52H162L161 50H162V46H158L157 44L155 45L154 44V42H155V40L157 39L156 37V39L155 38H153L152 36H151V38H149L150 39V43H148L147 44V40L146 39H144V40H146V44L147 45H144L143 43H141L142 45H140V43H138L139 44V46H136V44L134 43V45L135 46H130V47H132V48H128V50L130 49H132L131 50V52H130V50L128 51V53H127V51H125L126 53H124V54H126L125 56H126V58H128L130 61H128V59L126 60V62L128 61V62H131V63H129V64H132V62H134V65H135V62H138L139 60H141V59H143V62L142 61H140V62H142L141 63V65H142V67L143 68H146V70H147V74H148V84H149V86H148V89H147V91H145L146 92V99H145V97H144V99H143V102H141L140 101V104H138V103H136L135 104V106L136 107H134V109H133V111L130 113V116H129V121L131 122V125H134V126H136V124H138V122L140 123V122H142V123H144V126L142 125V123L141 124H139V128L140 129H142L143 131H141V132H143L144 134H145V136L148 138L149 137V139L150 140H155V141H157V142H159L160 143V145L163 147V148H165V152H166V154H165V152H164V150H163V152L164 153H162V154H160V156L162 155V157H160L159 156V154H158V156L157 157H160V158H158V161H159V163H160V161L162 162L163 160H164V162L165 161H168L167 162V164L169 163V161L171 162V161H174V159L175 158H177L176 157V153L177 154H180V153H178V152H180V149L179 148H185V149H182L183 151H184V153H185V150L187 149L188 151H186L187 152V155H188V157H191V156H195L193 153H194V150L196 149V145L199 143V142H201L200 140L202 139V137H201V134H202V130H204L205 131V129H202V127H199L202 123H206L205 121H206V117H205V114L207 115V113H205L206 112V110L208 111V109H206L205 110V108L207 107V106H211V105H213V106H215L217 103H219V102H223V101H221V100H224V98H228L227 96H229V99H230V102H231V107H229L228 105V107L229 108H231V110L230 111H232L231 112V114H230V116L231 115H233L234 117H232L233 119L231 120V121H229V122H227L228 123V125H225V129H227V131L228 132H230V134H232V136H233V138H234V140L236 141V143H237V140H238V142H239V158H237V168L234 170V172H233V174H232V179H231V183L233 184V187L232 188H230L231 190H234V194H233V198H231V208H229V210L231 209V211L233 212V214L232 215H234V216H236L237 217V220L240 218V216L242 215L241 213L244 211V209H242V204H243V201H244V198H245V192L244 193H242L243 192V190H241L242 188H240L241 186H240V181H241V177H242V175H243V172L245 171V169L247 168V167H250V165H248V163L250 164L251 162H250V160H249V156L250 155H248V148H252V147H254V144H253V146L251 145L250 147H249V142H251L250 141V139L252 140H255L256 138L258 139V141H259V143L260 144H263L264 143V121L262 120V118H260L261 116L263 117L264 116V109H262V107L264 108V50H263V48H262V45H264V44H262V43H264L261 39H263V38H259V35H258V40L259 41H257V37H256V33H254L255 35V37L253 36V35H251L252 33H250V32ZM255 31V32H256ZM262 31V30H261ZM48 32H50V31H48ZM74 32V31H73ZM72 32V33H73ZM106 32V31H105ZM160 32V31H159ZM165 32H167V31H165ZM171 32V31H170ZM181 32V31H180ZM188 32V31H187ZM242 32H239L238 31V34L240 33H242ZM259 32V31H258ZM43 33V32H42ZM46 33V32H45ZM45 33H43L44 35H45ZM71 33V34H72ZM85 33H83V31H82V36H84L85 35ZM99 33V32H98ZM100 33H101V31H100ZM161 33V32H160ZM190 33H191V31H190ZM195 33V32H194ZM197 33V32H196ZM42 34V35H43ZM49 34V33H48ZM53 34V33H52ZM66 34H68L67 33V31H66ZM102 34V33H101ZM106 35H107V33H105ZM152 34H154V33H152ZM167 34V33H166ZM208 34V33H207ZM234 34V33H233ZM243 34V33H242ZM263 34V33H262ZM33 35V36H34ZM50 35H51V33H50ZM73 35H75V33L73 34ZM76 35H77V33H76ZM76 35L74 36V37H76ZM77 35V36H78ZM81 35V34H80ZM79 35V36H80ZM86 35H88V33L86 34ZM157 35V34H156ZM187 35V34H186ZM190 35V34H189ZM198 35V34H197ZM206 35V34H205ZM234 35H236V33L234 34ZM13 36V37H14ZM46 36V35H45ZM47 36H49V35H47ZM52 36V35H51ZM51 36H50V38H51ZM69 36V35H68ZM71 36V35H70ZM89 36H91L90 35V33H89V35H88V37H87V39L89 38ZM104 36V35H103ZM129 36V35H128ZM135 36V37H136ZM162 36V35H161ZM164 36V35H163ZM203 36V35H202ZM201 36V37H202ZM224 36V35H223ZM222 36V37H223ZM226 36V35H225ZM241 36V35H240ZM264 36V35H263ZM8 37V38H7ZM81 37V36H80ZM180 37V36H179ZM190 37V36H189ZM192 37V36H191ZM195 36L193 35V38H194ZM208 37V36H207ZM229 37V36H228ZM233 37H236V36H232V40L234 39ZM244 37H245V35H244ZM243 37V38H244ZM47 38V37H46ZM78 38V37H77ZM91 38V37H90ZM104 38H106V36L104 37ZM146 38V37H145ZM165 38V37H164ZM171 38V37H170ZM173 38H174V36H173ZM238 38H239V36H238ZM43 40L45 39L44 37L42 38ZM48 39H49V37H48ZM47 39V40H48ZM54 39V38H53ZM75 39V38H74ZM82 39H83V37H82ZM97 39H99V37L97 38ZM132 39V38H131ZM130 39V40H131ZM185 39V38H184ZM192 39V38H191ZM197 39H198V37H197ZM221 39H223V38H221ZM231 39V38H230ZM241 40H242V38H240ZM15 39H13V41H14ZM52 41V39H49L48 41ZM81 40V39H80ZM85 40H86V38H85ZM89 40V39H88ZM87 40V41H88ZM134 40H135V38H134ZM186 40V39H185ZM205 40V39H204ZM231 40V41H232ZM235 40H237V39H235ZM262 42H261V41ZM264 40V39H263ZM10 41H11V38H10ZM39 41V42H38ZM45 41V40H44ZM62 41H66V40H63L62 39ZM72 41V40H71ZM70 41V42H71ZM86 41V42H87ZM95 41H97V40H95ZM94 41V42H95ZM101 41V40H100ZM132 41V40H131ZM138 41V40H137ZM136 41V42H137ZM159 41H160V38H159ZM158 41V42H159ZM177 41V40H176ZM178 41H179V39H178ZM191 41H193V40H191ZM207 41V40H206ZM9 42V41H8ZM12 42V41H11ZM36 42H38V44H36ZM67 42V41H66ZM73 42H74V40H73ZM90 42V41H89ZM89 42H88V44H89ZM103 42H104V40H103ZM107 42V40H105V44H107L106 43ZM126 42V41H125ZM130 41H128V43H129ZM157 42V43H158ZM161 42V41H160ZM159 42V43H160ZM202 42H203V40L201 41V43H199V40H198V42L194 45V43H195V41L193 42V45H194V47H195V49L197 50L196 52H198L199 51V56L200 57H197L196 55L195 56H193V57H197V59H198V61H200L199 60V58H201L202 59V61H203V64L204 63H208V64H210V58L207 60V58H208V56H207V58H205L204 57V55H200V52H201V50H202V46H201V44H202ZM209 42V41H208ZM222 42H223V40H222ZM229 42V41H228ZM237 42H239V41H237ZM261 42V46H260V43ZM6 43V42H5ZM17 43V42H16ZM93 43V42H92ZM92 43H91V45H92ZM96 43V42H95ZM95 43L92 45V47L95 45ZM101 43V42H100ZM164 43V42H163ZM167 43V42H166ZM168 43H170V42H168ZM191 43V42H190ZM207 43V42H206ZM230 43V42H229ZM228 43V44H229ZM235 43V42H234ZM4 44V43H3ZM23 44V45H22ZM53 44V43H52ZM63 44V43H62ZM85 44V43H84ZM102 44V46H104V44L103 43H101ZM127 44V43H126ZM137 44V45H138ZM192 44V43H191ZM205 44V43H204ZM203 44V45H204ZM218 44V43H217ZM217 44H216V46H217ZM232 44V43H231ZM230 44V45H231ZM238 44V43H237ZM38 45V46H37ZM49 45V44H48ZM57 45H59V44H57ZM90 45V44H89ZM90 45V46H91ZM133 45V44H132ZM193 45H192V48L194 49V47H193ZM227 45V44H226ZM245 45V46H246ZM20 46V47H21ZM51 46H53V45H51ZM51 46H50V48H51ZM61 46H63V45H61L60 44V46H58L59 48L61 47ZM72 46V45H71ZM96 47H97V43H96V45H95ZM95 46H94V48H95ZM129 46V45H128ZM172 46H175V45H172ZM183 46H185V45H183ZM243 46H244V44H243ZM242 46V47H243ZM35 47H38V49H39V53H38V55H36V48ZM56 46H54V48H55ZM87 47V48H88ZM176 47V46H175ZM222 47V46H221ZM225 47V46H224ZM238 47V46H237ZM57 48V47H56ZM55 48V49H56ZM69 48V47H68ZM71 48V47H70ZM88 48V49H89ZM99 48V47H98ZM126 48H127V46H126ZM179 48V47H178ZM204 48H206V47H204ZM210 48V47H209ZM214 48V47H213ZM244 48V47H243ZM242 48V50H244ZM49 49V48H48ZM71 49V50H72ZM88 49H86L85 51H87ZM100 49V48H99ZM103 49H104V47H103ZM103 49L102 50H99V51H103ZM110 49V48H109ZM176 49V48H175ZM183 49V48H182ZM189 49V48H188ZM194 49V50H195ZM219 49V48H218ZM22 50V49H21ZM54 50V49H53ZM52 50V52L54 53V51ZM57 50H59V49H57ZM59 50V51H60ZM80 50V51H79ZM165 50H166V48H165ZM164 50V51H165ZM169 50V48L167 49V51ZM171 50V49H170ZM174 50V49H173ZM184 50H187L186 48L184 49ZM204 50V49H203ZM203 50H202V52H203ZM217 50V49H216ZM24 51H22V52H24ZM64 51V52H63ZM73 51H71V52H73ZM95 51V50H94ZM234 51V52H233ZM241 51V50H240ZM21 52V51H20ZM21 52V53H22ZM55 52H56V50H55ZM58 52V51H57ZM71 52L69 53V54H71ZM96 52V51H95ZM98 52V51H97ZM130 52V53H129ZM168 52H170V51H168ZM180 52H182V51H180ZM195 52V53H196ZM205 52V51H204ZM237 52V51H236ZM239 52V51H238ZM0 53H1V51H0ZM74 53V52H73ZM72 53V54H73ZM74 53V54H75ZM85 53H88V54H90V55H85ZM173 53H174V51H173ZM189 53V52H188ZM208 53V52H207ZM217 53V52H216ZM215 53V54H216ZM73 54V55H74ZM120 54V55H121ZM161 54V53H160ZM210 54V53H209ZM111 55V54H110ZM114 54H112L111 56H113ZM189 55V54H188ZM207 55V54H206ZM37 56V57H36ZM173 56V55H172ZM180 56V55H179ZM218 56V55H217ZM49 57V56H48ZM83 57H84V59H83ZM103 57H105V58H103ZM118 57H120V56H118ZM117 57V58H118ZM121 57H123V55L121 56ZM169 57H170V54H169ZM168 57V58H169ZM178 57V56H177ZM185 57V56H184ZM211 57V56H210ZM18 58V57H17ZM103 58V59H102ZM109 58H110V60H109ZM182 58V57H181ZM186 58H187V56H186ZM216 58H219V57H216ZM24 59V60H23ZM118 59H120V58H118ZM122 59V58H121ZM125 59V58H124ZM124 59H122V60H124ZM184 59V58H183ZM196 59V60H197ZM214 59V58H213ZM237 59V58H236ZM238 59H240L239 58V55H238ZM76 60V59H75ZM112 60V61H111ZM122 60H120V62H122ZM181 60V59H180ZM185 60V59H184ZM183 60V61H184ZM188 60V59H187ZM194 60V59H193ZM216 60V59H215ZM241 60V59H240ZM240 60H237V63H239L240 62ZM173 61V60H172ZM195 61V60H194ZM193 61V62H194ZM201 61V62H202ZM220 61V60H219ZM220 61V62H221ZM239 61V62H238ZM18 62V61H17ZM103 62V63H104ZM118 62V61H117ZM124 62V61H123ZM140 62H138V63H140ZM174 62V61H173ZM178 62V61H177ZM187 62V61H186ZM196 62V61H195ZM213 63H214V61H212ZM211 62V63H212ZM103 63H100V64H103ZM138 63H136V64H138ZM179 63V62H178ZM189 63V62H188ZM212 63V64H213ZM240 63V64H241ZM75 64V65H76ZM116 64H118V63H116ZM167 64V65H166ZM176 65H177V63H175ZM180 64V63H179ZM185 64V63H184ZM200 64V63H199ZM234 64V65H233ZM3 65H5V66H7L6 67V69L5 68H3ZM113 65V64H112ZM140 65V66H141ZM171 65V64H170ZM170 65H168V66H170ZM173 65V64H172ZM183 64L181 63V65H180V67L182 66ZM205 65H207V64H205ZM211 65V64H210ZM221 64H219V66H220ZM231 65V66H230ZM95 66V67H94ZM105 66V65H104ZM108 66H109V64H108ZM121 66V65H120ZM196 66H198V64L196 65ZM207 66H209V65H207ZM213 66V65H212ZM215 66H217V65H215ZM227 66V65H226ZM225 66V67H226ZM107 67V65L105 66V68ZM110 67V66H109ZM113 67V66H112ZM111 67V68H112ZM122 67V66H121ZM124 67V66H123ZM122 67V68H123ZM174 67H176V66H174ZM180 67H176V70H180L181 68ZM183 67V66H182ZM186 67V66H185ZM222 67V66H221ZM224 67V66H223ZM241 67H242V64H241V66L238 68L239 70H241ZM19 68V67H18ZM75 68H78V72H76V69ZM98 68H100V67H98ZM113 68H116L115 67V65H114V67ZM120 68V67H119ZM129 68V67H128ZM180 68V69H179ZM108 69V67L106 68V70ZM127 69V68H126ZM166 69H167V67H166ZM165 69V70H166ZM171 70H173L174 72H175V68L173 69V68H170ZM184 69H186V68H184ZM188 69V68H187ZM211 69V68H210ZM209 69V70H210ZM217 69H218V67H217ZM227 69V70H228ZM232 69V70H233ZM102 70V69H101ZM113 70H115V69H113ZM113 70H112V72H113ZM145 70V69H144ZM171 70H169V71H171ZM211 70H213V68L211 69ZM225 70H226V68H225ZM224 70V71H225ZM231 70V71H232ZM233 70V71H234ZM94 71V70H93ZM97 71V70H96ZM127 71V70H126ZM180 71H182V70H180ZM179 71V72H180ZM208 71V70H207ZM215 71V70H214ZM217 71V70H216ZM223 71V70H222ZM221 71V72H222ZM231 71H230V73H231ZM100 72V71H99ZM146 72V71H145ZM183 72V71H182ZM181 72V73H182ZM185 72V71H184ZM195 72V71H194ZM201 72H203V70L201 71ZM226 72H228V71H226ZM225 72V73H226ZM95 73V72H94ZM93 73V74H94ZM110 73H111V70H110ZM208 73V72H207ZM213 73V72H212ZM225 73H223V74H225ZM129 74V73H128ZM177 74H179L178 72H177ZM176 73H175V75H177ZM185 74H187V73H185ZM194 74V73H193ZM222 74V73H221ZM222 74V75H223ZM228 74V73H227ZM104 75V74H103ZM119 75V74H118ZM173 75V74H172ZM175 75H173V76H175ZM182 75H183V73H182ZM201 75V74H200ZM203 75V74H202ZM221 75V76H222ZM88 76V75H87ZM98 76V75H97ZM117 76V75H116ZM131 76V75H130ZM142 76H143V74H142ZM172 76V77H173ZM186 76V75H185ZM188 76V75H187ZM186 76V77H187ZM205 76V75H204ZM213 76V75H212ZM216 76H217V74H216ZM215 76V77H216ZM219 76V75H218ZM224 76V75H223ZM38 77V76H37ZM63 77V79H60V80H58V81H63L65 78ZM67 77V78H68ZM83 77H81V79H83ZM91 77V76H90ZM92 77H94V75H92ZM99 77V76H98ZM104 78L106 77V74H105V76H103ZM118 77V76H117ZM122 77V76H121ZM145 77V76H144ZM171 77V78H172ZM185 77V78H186ZM195 77V76H194ZM203 77V76H202ZM48 78H46L47 80H48ZM57 78V79H56ZM87 78V77H86ZM97 78V77H96ZM140 78V77H139ZM142 78V77H141ZM146 78V77H145ZM170 78V77H169ZM168 78V79H169ZM170 78V79H171ZM175 78H178V76L177 77H175ZM180 79H181V77H179ZM178 78V79H179ZM208 78V77H207ZM210 79H211V76L209 77ZM221 78V79H222ZM230 78H231V80H230ZM39 79H41V78H39ZM44 79V78H43ZM74 80H75V78H73ZM84 79H85V77H84ZM99 79V78H98ZM118 79V78H117ZM179 79V80H180ZM216 79V78H215ZM36 80V79H35ZM54 80V81H53ZM78 80H80V79H78ZM88 80V79H87ZM90 80V79H89ZM88 80V81H89ZM97 80V79H96ZM103 80V79H102ZM142 80V79H141ZM179 80H177V82L179 81ZM184 80V79H183ZM195 80V79H194ZM198 80V79H197ZM207 80V79H206ZM220 80V79H219ZM67 81V80H66ZM125 81V80H124ZM168 81V80H167ZM166 81V82H167ZM31 82V81H30ZM79 82V81H78ZM91 82V81H90ZM97 82H101V80L100 81H98L97 80ZM120 82V81H119ZM143 82H145V81H143ZM204 82V81H203ZM221 82H222V80H221ZM36 83H38V82H36ZM64 83H66V82H64ZM63 83V84H64ZM83 83H85V82H83ZM95 83V82H94ZM113 83V82H112ZM208 83V82H207ZM207 83H206V85H207ZM212 83V82H211ZM220 83V82H219ZM32 84H34L33 82H32ZM40 84V83H39ZM91 84V83H90ZM101 84V83H100ZM105 84H106V82H105ZM114 84V83H113ZM124 84V83H123ZM139 84V83H138ZM166 84V83H165ZM167 84H168V82H167ZM180 84V83H179ZM189 84V83H188ZM191 84V83H190ZM199 84V83H198ZM197 84V85H198ZM213 84V83H212ZM231 84H232V86H231ZM38 85V84H37ZM41 85V84H40ZM50 85H51V83H50ZM66 85H67V83H66ZM93 85H95V84H93ZM96 85H97V83H96ZM95 85V86H96ZM103 85V84H102ZM181 85V84H180ZM183 85V84H182ZM202 85V84H201ZM36 86V85H35ZM77 86V85H76ZM78 86H80V84L78 85ZM92 86V85H91ZM131 86V85H130ZM216 86H218V84L216 85ZM33 87V86H32ZM52 87V86H51ZM56 87V86H55ZM58 87H60V86H58ZM58 87H57V89H58ZM62 87V86H61ZM66 87V86H65ZM89 87V86H88ZM120 87V86H119ZM129 87V86H128ZM137 87V86H136ZM172 87V88H171ZM175 87H177V86H175ZM36 88H37V86H36ZM46 87H44V89H45ZM53 88V87H52ZM68 88V87H67ZM100 88V87H99ZM102 88V87H101ZM189 88V87H188ZM200 88V87H199ZM39 89V88H38ZM43 89V88H42ZM60 89V88H59ZM63 89V88H62ZM88 89V88H87ZM105 89V88H104ZM117 88H115V90H116ZM119 89V88H118ZM121 89V88H120ZM27 90H28V87H27ZM35 90V89H34ZM46 90V89H45ZM50 90H52V89H50ZM69 90V89H68ZM95 90V89H94ZM106 90V89H105ZM130 90H131V88H130ZM130 90H128V91H130ZM32 91V90H31ZM58 91V90H57ZM70 91V90H69ZM114 91V90H113ZM118 91V90H117ZM125 91V90H124ZM176 91H177V88H176ZM176 91H174V92H176ZM199 91V92H200ZM34 92V91H33ZM47 92H49V91H47ZM47 92H45V93H47ZM86 92V91H85ZM115 92V91H114ZM121 92V91H120ZM137 92V91H136ZM172 93H173V91H172ZM225 93H227V94H225ZM50 94V93H49ZM60 94V93H59ZM64 94H65V92H64ZM64 94H62V96L64 95ZM69 94V93H68ZM73 94V93H72ZM81 94V93H80ZM91 94V93H90ZM97 94V93H96ZM113 94V93H112ZM119 94H121V93H119ZM137 94V93H136ZM174 94V93H173ZM175 94H177V92L175 93ZM194 94H195V92H194ZM87 95V94H86ZM227 95V96H226ZM78 96V95H77ZM112 96V95H111ZM114 96V95H113ZM120 96V95H119ZM123 96V95H122ZM194 96V97H193ZM200 96H202V98H199ZM67 97V96H66ZM65 96H64V98H66ZM94 97V96H93ZM128 97V96H127ZM138 97V96H137ZM45 98V97H44ZM47 98V97H46ZM60 98V97H59ZM141 98V97H140ZM192 98H195L197 101H199L196 105H195V107H193V104L190 102L191 100H192ZM49 99V98H48ZM111 98H109V100H110ZM117 99V98H116ZM121 99V98H120ZM166 99H167V103L168 104H170L169 105V107L171 108V110L173 111V113H174V119H172V122H170V124L168 123L167 125H166V127H164L163 126V131L161 132V131H159V128H158V130L156 129H154L155 128V126L153 127V124L155 123V120L158 118H156V116H152L151 115V113H150V110H151V108L152 107H154V104H156V105H158L157 103H159V102H161V101H166ZM26 100V99H25ZM31 100V99H30ZM38 100V99H37ZM42 100V99H41ZM40 99L37 101L38 102V104L36 103V101H35V105H37V107H39V108H37V110H40V108H43L44 110H45V108L43 107L44 105L43 104H45V107L47 108V105H49V104H47L46 105V103L47 102H44L43 103V101H41ZM44 101H47V99L45 100V99H43ZM74 100V99H73ZM78 100V99H77ZM90 100H93V99H90ZM104 100V99H103ZM111 100H113V99H111ZM123 100V99H122ZM131 100V99H130ZM140 100V99H139ZM51 101V100H50ZM117 101H119V100H116V102ZM121 101V100H120ZM194 101V100H193ZM49 102V101H48ZM75 102H77L76 100H75ZM105 102V101H104ZM123 102V101H122ZM126 102H127V99H126ZM125 102V103H126ZM134 102V101H133ZM139 102V101H138ZM195 102V101H194ZM94 103H95V101H94ZM102 103V102H101ZM113 103V102H112ZM163 103V102H162ZM192 104V105H189V104ZM52 104V103H51ZM62 104V103H61ZM97 104H98V102H97ZM114 104V103H113ZM167 104V105H168ZM223 104V103H222ZM34 105V106H35ZM60 105V104H59ZM99 105H101L100 103H99ZM117 105V104H116ZM115 105V106H116ZM130 105V104H129ZM132 105V104H131ZM164 105V104H163ZM162 105V106H163ZM52 106H54V105H52ZM52 106H50L49 105V108L50 107H52ZM96 106V105H95ZM95 106H93V107H95ZM103 106V105H102ZM107 106V105H106ZM111 106H113V105H111ZM126 106V105H125ZM159 107H160V104L158 105ZM212 106V107H213ZM218 106V104L215 106V108ZM31 107H33V106H31ZM151 107V108H150ZM157 106H155V108H156ZM33 108H36V107H33ZM32 108V109H33ZM54 108V107H53ZM52 108V109H53ZM73 108V107H72ZM124 108V107H123ZM162 108V107H161ZM160 108V109H161ZM208 108V107H207ZM227 108V107H226ZM43 109H42V112H43ZM48 109V108H47ZM47 109H46V111H47ZM51 109V108H50ZM118 109V108H117ZM125 109V108H124ZM126 109H127V107H126ZM125 109V110H126ZM158 109V108H157ZM210 109V108H209ZM213 109H214V107H213ZM34 110V109H33ZM75 110V109H74ZM119 110V109H118ZM153 110V109H152ZM156 110V109H155ZM162 110H163V108H162ZM229 110V109H228ZM76 111V110H75ZM88 111V110H87ZM105 111V110H104ZM121 111V110H120ZM123 111V110H122ZM128 111V110H127ZM209 111H211V109L209 110ZM218 112H220L219 110H217ZM223 111V110H222ZM229 111V112H230ZM33 112V111H32ZM45 112V111H44ZM58 112V111H57ZM78 112V111H77ZM93 112H95V111H93ZM117 112V111H116ZM124 112L125 111H123L122 113L124 114ZM213 112V111H212ZM218 112H216V113H218ZM31 113V112H30ZM39 113H40V111H39ZM47 113H49L48 111H47ZM81 113V112H80ZM84 113V112H83ZM92 113V112H91ZM97 113V112H96ZM111 113V112H110ZM109 113V114H110ZM129 113V112H128ZM153 113V112H152ZM155 113H158V112H155ZM211 113V112H210ZM215 113V114H216ZM94 114V113H93ZM116 114V113H115ZM220 114V113H219ZM225 114H226V112H225ZM229 114V113H228ZM39 115V114H38ZM89 115H92V114H89ZM97 115V114H96ZM95 115V116H96ZM111 115H113V114H111ZM110 115V116H111ZM119 115V114H118ZM122 115V114H121ZM125 115V114H124ZM129 115V114H128ZM158 115V114H157ZM212 115V114H211ZM214 115V114H213ZM216 115H218V114H216ZM31 116H32V114H31ZM85 116V115H84ZM116 116V115H115ZM170 116V115H169ZM208 116V115H207ZM226 115H224V117H225ZM229 116V117H230ZM37 117H39V116H37ZM90 117V116H89ZM104 117V116H103ZM112 117V116H111ZM123 117V116H122ZM162 117V116H161ZM222 117V116H221ZM80 118V117H79ZM94 118V117H93ZM97 118H98V116H97ZM107 118V117H106ZM110 118V117H109ZM124 118V117H123ZM164 118H165V116H164ZM172 118V117H171ZM170 118V119H171ZM219 118V117H218ZM30 119V118H29ZM28 119V120H29ZM114 119H116V118H114ZM119 119V118H118ZM159 119V118H158ZM157 119V120H158ZM168 119V118H167ZM229 119V118H228ZM227 119V120H228ZM264 119V118H263ZM32 120V121H33ZM105 120H107V119H105ZM109 120V119H108ZM166 120V119H165ZM45 121V120H44ZM123 121H124V119H123ZM151 121H154V123H152ZM167 121V120H166ZM101 122V121H100ZM115 121H113V123H114ZM120 122V121H119ZM125 122V121H124ZM128 122V121H127ZM129 122V123H130ZM158 122V121H157ZM30 123V122H29ZM83 123V122H82ZM82 123H80L81 124V126H82ZM126 123V122H125ZM162 123V122H161ZM160 123V124H161ZM226 123V124H227ZM32 123H30V125H31ZM97 124V123H96ZM102 124V123H101ZM104 124V123H103ZM156 124H158V123H156ZM156 124H154V125H156ZM84 125V124H83ZM92 125V124H91ZM130 124H129V127L128 128H130V126H131ZM140 125H142L143 127L141 128L140 127ZM204 125V124H203ZM84 126H86V125H84ZM89 126V125H88ZM105 126V125H104ZM104 126H103V128H104ZM108 126V125H107ZM112 126V125H111ZM118 126V125H117ZM162 126V125H161ZM210 126V125H209ZM213 126H215V125H213ZM32 127V126H31ZM42 127H43V129H42ZM95 127V126H94ZM122 127V126H121ZM158 127V126H157ZM204 127V126H203ZM211 127V126H210ZM217 127H218V125H217ZM216 127V128H217ZM73 128V127H72ZM86 128H87V126H86ZM91 128V127H90ZM98 128V127H97ZM97 128H95V129H97ZM102 128V127H101ZM100 128V129H101ZM124 128H126V127H124ZM132 128H133V126H132ZM77 129V128H76ZM92 129V128H91ZM110 129V128H109ZM121 129V128H120ZM134 129V128H133ZM138 129V128H137ZM136 129V130H137ZM213 129V128H212ZM215 129V128H214ZM42 130H43V133L45 134H42L41 132H42ZM78 130V129H77ZM106 130H107V128H106ZM114 130V129H113ZM127 130V129H126ZM130 130V129H129ZM135 130V131H136ZM216 130V129H215ZM34 131V130H33ZM131 131H132V129H131ZM138 131V130H137ZM140 131V130H139ZM157 131H159L160 133H157ZM219 131V130H218ZM32 132V131H31ZM91 132V131H90ZM97 132V131H96ZM104 132H105V130H104ZM108 132V131H107ZM121 132V131H120ZM129 132V131H128ZM207 132H208V130H207ZM213 132H214V130H213ZM224 132V131H223ZM253 132L255 133V135L256 136H254V138L252 137L253 136ZM36 133V132H35ZM99 133V132H98ZM122 133V132H121ZM124 133V132H123ZM136 133V132H135ZM134 133V134H135ZM140 133V132H139ZM30 134V133H29ZM46 134L48 135V136H46ZM77 134V133H76ZM107 134V133H106ZM118 134V133H117ZM130 134V133H129ZM204 134V133H203ZM210 134V133H209ZM213 134V133H212ZM33 135H35V134H33ZM32 135V136H33ZM50 135V136H49ZM86 135V134H85ZM100 135L102 136V134L100 133ZM120 135V134H119ZM123 135V134H122ZM217 135V134H216ZM129 136V135H128ZM134 136V135H133ZM85 137V136H84ZM87 137V136H86ZM89 137V136H88ZM208 137H209V135H208ZM219 137V136H218ZM223 137V136H222ZM51 138V139H50ZM109 138V137H108ZM114 138V137H113ZM204 138H206V137H204ZM221 138V137H220ZM58 139V138H57ZM88 139V138H87ZM103 139V138H102ZM116 139V138H115ZM120 139V138H119ZM69 140V139H68ZM74 140V139H73ZM83 140V139H82ZM114 140V139H113ZM130 140V139H129ZM135 140V139H134ZM137 140V139H136ZM135 140V141H136ZM149 140V141H150ZM204 140V139H203ZM213 140V139H212ZM66 141H67V139H66ZM81 141V140H80ZM85 141V140H84ZM103 141H105V140H103ZM123 141V140H122ZM137 141H139V140H137ZM214 141H216V143H217V139L216 140H214ZM233 141V140H232ZM256 141V140H255ZM53 142V141H52ZM56 142V141H55ZM55 142H53L52 144H56ZM125 142V141H124ZM134 142V141H133ZM140 142V141H139ZM208 141L206 140V143H207ZM211 142V141H210ZM213 142V141H212ZM211 142V143H212ZM223 142V141H222ZM257 142V141H256ZM48 143V142H47ZM51 143V142H50ZM63 143V142H62ZM74 143V142H73ZM92 143V142H91ZM117 143V142H116ZM115 143V144H116ZM119 143V142H118ZM117 143V144H118ZM138 143V142H137ZM142 143V142H141ZM140 143V145H142ZM145 144H146V142H144ZM149 143V142H148ZM233 143V142H232ZM235 143V144H236ZM251 143H254V141L253 142H251ZM49 144V143H48ZM59 144H61V143H59ZM58 144V145H59ZM107 144V143H106ZM123 144V143H122ZM129 144V143H128ZM158 144V143H157ZM220 144V143H219ZM256 144V143H255ZM257 144H258V142H257ZM256 144V145H257ZM259 144V145H260ZM57 144H56V147L58 146ZM65 145V144H64ZM75 145V144H74ZM109 145V144H108ZM144 145V144H143ZM147 145V144H146ZM145 145V146H146ZM201 145V144H200ZM199 145V146H200ZM210 144H208V146H209ZM215 145V144H214ZM238 145V144H237ZM2 146V147H3ZM45 146H47V145H45ZM50 146V145H49ZM49 146H47V147H49ZM53 146V145H52ZM61 146V145H60ZM66 146V145H65ZM77 146V145H76ZM98 147H99V145H97ZM122 146V145H121ZM128 146V145H127ZM126 146V147H127ZM133 146V145H132ZM151 146V145H150ZM184 146H186V147H184ZM198 146V147H199ZM203 146V145H202ZM201 146V147H202ZM205 146V145H204ZM207 146V147H208ZM258 146V145H257ZM257 146H255V148L257 147ZM1 147V146H0ZM5 147H7V146H5ZM59 147V146H58ZM58 147H57V149H58ZM62 147H63V145H62ZM74 147V146H73ZM106 147V146H105ZM142 147V146H141ZM140 147V148H141ZM197 147V148H198ZM206 147V148H207ZM263 147H264V145L262 146V149H263ZM60 148V147H59ZM64 148V147H63ZM67 148H69V147H67ZM76 148V147H75ZM87 148V147H86ZM109 148V147H108ZM123 148H125V147H123ZM128 148H130V147H128ZM139 148V149H140ZM160 148V147H159ZM203 148H205V147H203ZM261 148V147H260ZM54 149H56V148H54ZM54 149H52V151L54 150ZM64 149H66V148H64ZM63 149V150H64ZM70 149V148H69ZM126 149V148H125ZM132 149V148H131ZM149 149V148H148ZM155 149V148H154ZM158 149V148H157ZM156 149V150H157ZM199 149H200V147H199ZM230 149V148H229ZM233 149V148H232ZM237 149V148H236ZM235 149V150H236ZM237 149V150H238ZM249 149V151H251ZM34 150H36L35 152H34ZM67 150V149H66ZM65 150V151H66ZM76 150V149H75ZM83 150V149H82ZM86 150V149H85ZM150 150V149H149ZM162 150V149H161ZM201 150H202V148H201ZM201 150H198V151H201ZM204 150V149H203ZM209 149H205L203 152H204V155H205V153L206 154H208L209 156H212V154L213 153H211L210 151L212 150L211 148H210V151H208ZM215 150V149H214ZM213 150V151H214ZM218 150V148L216 149V151ZM4 151V150H3ZM46 151L48 152V154H50L49 153V151H48V149H46ZM61 151V150H60ZM60 151H58V152H60ZM70 151H72V150H69V152ZM77 151H78V149H77ZM94 151V150H93ZM109 151V150H108ZM126 151V150H125ZM159 151V150H158ZM182 151V152H183ZM208 151V152H207ZM223 151V150H222ZM225 151V150H224ZM252 151H255V150H252ZM251 151V152H252ZM261 151V150H260ZM42 152H44V151H42ZM46 152V153H47ZM56 152V151H55ZM54 152V154H56ZM76 152V151H75ZM102 152V151H101ZM100 152V153H101ZM131 152V151H130ZM135 152V151H134ZM141 152H143V150L141 149ZM157 152V151H156ZM182 152H181V154H182ZM195 152H197L196 150H195ZM209 152H210V154H209ZM262 154L264 155V149L262 150ZM38 153V152H37ZM45 153V154H46ZM52 153V152H51ZM62 154H63V151L61 152ZM68 153V152H67ZM66 153V154H67ZM97 153V152H96ZM103 153V152H102ZM138 153H140V152H138ZM145 153H146V151H145ZM145 153H140V154H145ZM147 153H149V152H147ZM146 153V154H147ZM154 153H155V151H154ZM160 153V152H159ZM183 153V154H184ZM189 153V154H188ZM222 153V152H221ZM221 153H219V154H221ZM227 153H230L229 151L227 152ZM233 153V152H232ZM253 153V152H252ZM258 153V152H257ZM17 154H19V153H17ZM27 154V155H26ZM44 154V153H43ZM44 154V155H45ZM53 154V153H52ZM73 154H75L76 155V153H74L73 152ZM84 154V153H83ZM135 154V153H134ZM156 154V153H155ZM183 154H182V156H183ZM190 154H191V156H190ZM193 154V155H192ZM196 154V153H195ZM198 154H199V152H198ZM223 154V153H222ZM226 154V153H225ZM235 154V153H234ZM249 154H251L250 152H249ZM16 155V154H15ZM21 156H22V154H20ZM19 155V156H20ZM37 155V154H36ZM36 155H34V156H36ZM41 155V154H40ZM43 155V156H44ZM70 155V154H69ZM84 155H86V154H84ZM108 155V154H107ZM113 155V154H112ZM128 155V154H127ZM186 155V154H185ZM201 155V154H200ZM231 155V154H230ZM8 156V155H7ZM42 156V155H41ZM43 156H42V158H43ZM49 156V155H48ZM48 156L46 155V157L48 158ZM57 157L56 155H53V158H55V157ZM63 156V155H62ZM71 156H73L72 155V153H71ZM77 156H78V154H77ZM89 156V155H88ZM104 156V155H103ZM118 156V155H117ZM128 156H130V155H128ZM127 156V157H128ZM142 156V155H141ZM145 156V158H146V156H148V155H144ZM150 156V155H149ZM149 156L147 157V158H149ZM155 157L156 155H154L153 153L151 154V157ZM181 156V155H180ZM180 156L178 157L179 159H180ZM252 156V155H251ZM257 156V155H256ZM255 156V157H256ZM45 157V159H46V162H47V160H49V159H47ZM49 157H52V156H49ZM64 157V156H63ZM67 157V156H66ZM150 157V158H151ZM152 157V158H153ZM157 157H155V158H157ZM186 157V156H185ZM188 157H186V158H188ZM253 157H254V155H253ZM12 158V157H11ZM16 158H18V157H16ZM34 158V157H33ZM53 158H51V162L52 163H50L49 162V164L47 165V166H49V168H50V170L47 168L46 169V166H45V163L46 162H44V160H41V159H38L37 158V160H41L42 162H43V164H44V166H45V169H46V172H47V170H49L50 172L52 171V174H54V175H56L57 177H58V171H60L61 170V168H62V166H61V168H60V170H59V160H58V158H56L57 160H58V162H57V160H56V162L55 161H52V159ZM62 158V157H61ZM65 158V157H64ZM72 158V157H71ZM70 158V159H71ZM75 158H76V156H75ZM74 158V159H75ZM95 158V157H94ZM108 158V157H107ZM121 158V157H120ZM149 158V159H150ZM154 158V159H155ZM177 158V159H178ZM202 158H206L207 159V156H203ZM215 158V157H214ZM228 158V157H227ZM235 158V157H234ZM3 159H5L4 157H3ZM15 159V158H14ZM66 159H68V158H66ZM82 159V158H81ZM93 158H91L90 160H92ZM112 159V158H111ZM119 159V158H118ZM141 159V158H140ZM153 159V160H154ZM178 159V160H179ZM189 159V158H188ZM200 159V158H199ZM198 159V160H199ZM205 159V160H206ZM218 159V158H217ZM221 158H219V160H220ZM255 159V158H254ZM259 159V158H258ZM260 159H262V158H260ZM1 160V159H0ZM11 160V159H10ZM19 160V159H18ZM20 160V161H21ZM34 160V159H33ZM37 160H35L36 162H38L37 164L38 165H42L40 168H36L38 165L36 164V167H35V171H37V169H40V170H42V167H43V164H40L39 162L40 161H37ZM55 160V159H54ZM63 160V159H62ZM62 160H61V162H62ZM89 160V159H88ZM110 160V159H109ZM129 160V159H128ZM142 160H143V158H142ZM147 160V159H146ZM176 160V159H175ZM192 160V159H191ZM194 160L196 161V159L194 158ZM204 160V161H205ZM215 160V159H214ZM213 160V161H214ZM35 161H33V162H35ZM66 161V160H65ZM74 161V160H73ZM78 161V160H77ZM81 161V160H80ZM79 161V162H80ZM86 161V160H85ZM85 161H84V166H91V167H93L89 162H86L85 163ZM120 161H121V159H120ZM119 161V162H120ZM138 161V160H137ZM155 161V160H154ZM177 161V160H176ZM189 161H190V159H189ZM201 161V160H200ZM206 161H208V162H206ZM205 161V163H209L210 162V160H206ZM253 161V160H252ZM264 161V160H263ZM54 162V163H53ZM67 162V161H66ZM65 162V163H66ZM93 162H95L94 160H93ZM108 162V161H107ZM118 162V163H119ZM126 162V161H125ZM151 162H153V161H151L150 160V162L149 163H151ZM157 162V161H156ZM155 162V163H156ZM201 162H203V161H201ZM215 162H217V161H215ZM225 162V161H224ZM17 163V162H16ZM63 163H64V161H63ZM63 163H60V164H63ZM75 163H77V162H75ZM146 163V162H145ZM176 163V162H175ZM181 163V162H180ZM179 163V164H180ZM191 163V162H190ZM1 164V163H0ZM18 164V163H17ZM22 164V163H21ZM20 164V165H21ZM67 164V163H66ZM69 164V163H68ZM73 164V163H72ZM98 164V163H97ZM133 164H135V163H133ZM132 164V165H133ZM174 164V163H173ZM178 164V165H179ZM195 164H197V163H195ZM200 164V163H199ZM202 164V163H201ZM215 164V163H214ZM227 164V163H226ZM255 164V163H254ZM253 164V165H254ZM64 165V164H63ZM78 165V164H77ZM82 165H83V163H82ZM119 165V164H118ZM121 165V164H120ZM127 165V164H126ZM141 165V164H140ZM160 165H162L163 166V164H159V166ZM169 165V164H168ZM167 165V166H168ZM172 165V164H171ZM192 165V164H191ZM198 165V164H197ZM205 165V164H204ZM209 165V164H208ZM224 165V164H223ZM261 165V164H260ZM33 166V165H32ZM66 166V165H65ZM64 166V167H65ZM68 166V165H67ZM73 166V165H72ZM75 167H76V165H74ZM73 166V167H74ZM80 166V165H79ZM96 166V165H95ZM152 166V165H151ZM155 166V165H154ZM164 166H165V164H164ZM219 166V165H218ZM262 166V165H261ZM63 167V168H64ZM70 167V166H69ZM69 167H67V172L66 171H63V170H61V171H63V172H65V173H63V172H59V174L61 175L62 173H63V175L64 174H66V177H67V180L65 179V181L67 182H65L66 184H64V185H66V188L64 189L63 188V191L61 190V194L64 196L63 198H64V200L66 201L65 203H66V207H67V214H68V216H69V219H70V221L71 222H65L64 224H62L61 225V228H62V232H61V236L63 235V236H65V234H66V239H65V237H63L62 236V239L65 241H63L62 239H60V235H59V233H57L56 235H57V238L59 237V239L60 240H58V241H61L62 243H65V245L64 246H61L60 244V249L61 250H59L58 248V251H56L58 254L60 253V254H62V255H64V258L60 255V257H58V258H60V259H62L63 260V263L64 264H73V260H75V259H73V257H75V255H77V253L76 252H78V250L80 249V248H82L83 250V252L85 251L86 252V264H101V263H103V264H105V261H103L104 260V258H102V256H103V253H104V251H102V253H100L99 252V249H101L100 247L102 246V244H101V246L100 245H98L99 243H98V241H97V239L94 237V234H93V236H92V233H90L89 231H86V230H84L83 228H82V226L80 225L81 223L83 224V222H84V220L82 219V221L83 222H75V221H77V220H79L80 221V219H79V216L81 215V212H80V210H79V208H78V205L81 203V202H79V203H77L76 204V199H75V197L73 196V194H71V193H68V194H66V192H70L72 189H74V187L75 186H77V184H78V182H79V177H80V173H83V172H81L82 170H84V169H82V170H80V171H76V173L75 174H71V173H74V170H73V172H70V170L68 169ZM97 167V166H96ZM121 167V166H120ZM123 167V166H122ZM150 167V166H149ZM161 167V166H160ZM173 167H175V165H173ZM187 167H189V166H187ZM191 167V166H190ZM193 167H195L194 165H193ZM222 167V166H221ZM228 167V166H227ZM252 167V166H251ZM250 167V168H251ZM254 167L256 168L257 166H255L254 165ZM21 168H22V166H21ZM33 168H34V166L32 167V170H33ZM66 168V167H65ZM83 168V167H82ZM93 168H95V167H93ZM100 168V167H99ZM124 168H125V165H124ZM163 168V167H162ZM249 168V169H250ZM257 168H259V166L257 167ZM71 169H72V167H71ZM98 169V168H97ZM147 169V168H146ZM152 169V168H151ZM191 169V168H190ZM192 169H194V168H192ZM229 169V168H228ZM232 169V168H231ZM263 169V168H262ZM43 170H44V168H43ZM69 170V171H68ZM86 170V169H85ZM115 170V169H114ZM124 170V169H123ZM136 170V169H135ZM149 170V169H148ZM176 170V169H175ZM182 170V169H181ZM187 170H188V168H187ZM45 171V170H44ZM133 171V170H132ZM167 171V170H166ZM178 171V170H177ZM232 171V170H231ZM230 171V172H231ZM253 171V170H252ZM262 171V170H261ZM33 172V171H32ZM39 172V170L36 172V173H38ZM42 172V171H41ZM40 172V173H41ZM93 172V171H92ZM117 172V171H116ZM122 172V171H121ZM131 172V171H130ZM134 172V171H133ZM151 172V171H150ZM155 172V171H154ZM174 172V171H173ZM181 172V171H180ZM250 172V171H249ZM248 172V173H249ZM255 172V171H254ZM263 172V171H262ZM20 173V172H19ZM39 173V174H40ZM94 173V172H93ZM119 173V172H118ZM127 173V172H126ZM164 173V172H163ZM170 173V172H169ZM172 173V172H171ZM177 173V172H176ZM226 173V172H225ZM47 174V176H49L48 175V172L46 173ZM96 174V173H95ZM175 174V173H174ZM189 174V173H188ZM250 174V173H249ZM31 175V174H30ZM44 174H42V176H43ZM54 175H52V176H54ZM63 175H62V177H63ZM101 175V174H100ZM129 175V174H128ZM131 175V174H130ZM187 175V174H186ZM41 176V177H42ZM85 176L87 177V175L85 174ZM88 176H90V175H88ZM93 176H95V175H93ZM104 176V175H103ZM133 176H135V175H133ZM167 176V175H166ZM170 176V175H169ZM191 176V175H190ZM189 175H188V177H190ZM256 176H257V174H256ZM32 177V176H31ZM40 177V176H39ZM40 177V178H41ZM45 177H46V175H45ZM50 177V176H49ZM56 177V178H57ZM65 177V178H66ZM83 177V176H82ZM137 177V176H136ZM148 177V176H147ZM36 178V177H35ZM39 178V179H40ZM59 178V177H58ZM85 178V177H84ZM88 178H90V177H88ZM106 178V177H105ZM128 178V177H127ZM135 178V177H134ZM144 178V177H143ZM150 178V177H149ZM173 178V177H172ZM243 178V177H242ZM249 178V177H248ZM53 179V178H52ZM55 179V178H54ZM64 179V178H63ZM80 179H82V178H80ZM101 179V178H100ZM163 179V178H162ZM41 180H43V177L41 178ZM56 180V179H55ZM59 180H60V178H59ZM61 180H62V178H61ZM83 180V179H82ZM82 180L80 181V182H82ZM178 180V179H177ZM254 180V179H253ZM34 181V179L31 181V182H33ZM57 182H58V180H56ZM64 181V180H63ZM133 181V180H132ZM152 181V180H151ZM40 182H42V181H40ZM46 182V181H45ZM45 182H42L43 184L45 183ZM97 182V181H96ZM126 182V181H125ZM47 183V182H46ZM55 184H56V182H54ZM62 183V182H61ZM60 183V184H61ZM83 183V182H82ZM147 183V182H146ZM156 183V182H155ZM3 184V183H2ZM49 184V183H48ZM125 184V183H124ZM148 184H150V183H148ZM154 184V183H153ZM157 184V183H156ZM165 184V183H164ZM1 185V184H0ZM38 185V184H37ZM42 185V184H41ZM45 185V187H46V184H44ZM51 184H49V186H50ZM54 185V184H53ZM63 185V186H64ZM115 185V184H114ZM127 185V184H126ZM163 185V184H162ZM185 185V184H184ZM229 185L231 186V184L229 183ZM49 186H47L48 188H49ZM52 186V185H51ZM62 186V187H63ZM80 186V185H79ZM94 186V185H93ZM123 186V185H122ZM131 187H132V185H130ZM135 186V185H134ZM139 186V185H138ZM149 186H151V185H149ZM161 186V185H160ZM40 187V186H39ZM44 187V186H43ZM53 187V186H52ZM57 187V186H56ZM65 187V186H64ZM125 187V186H124ZM165 187V186H164ZM185 187V186H184ZM23 188V187H22ZM58 188V187H57ZM107 188V187H106ZM133 188V187H132ZM142 188H144V186L142 187ZM161 188V187H160ZM247 188V187H246ZM245 188V189H246ZM1 189V188H0ZM32 189V188H31ZM39 189H41V188H39ZM60 189V188H59ZM58 189V190H59ZM102 189H104V188H102ZM127 189V188H126ZM147 189V188H146ZM44 190V189H43ZM48 190V189H47ZM53 190V189H52ZM55 190H57V189H55ZM54 190V191H55ZM57 190V191H58ZM74 190H77V189H74ZM79 190V189H78ZM82 190V189H81ZM149 190V189H148ZM150 190H151V188H150ZM231 190H230V192H231ZM14 191V190H13ZM35 191V190H34ZM39 191V190H38ZM56 191V192H57ZM91 191H92V189H91ZM97 191V190H96ZM136 190H134V192H135ZM140 191V190H139ZM166 191V190H165ZM9 192H10V190H9ZM77 192V191H76ZM108 192V191H107ZM125 192V191H124ZM133 192V193H134ZM7 193V192H6ZM33 193V192H32ZM36 193V192H35ZM52 193V192H51ZM51 193H50V195H51ZM59 193V192H58ZM82 193V192H81ZM101 193V192H100ZM139 193V192H138ZM146 193V192H145ZM144 193V194H145ZM233 193V192H232ZM54 194V193H53ZM56 194V193H55ZM127 194V193H126ZM244 194V195H243ZM8 195V194H7ZM7 195H5L6 197H7ZM10 195H11V193H10ZM35 195V194H34ZM114 195V194H113ZM123 196H124V193L122 194ZM128 195V194H127ZM247 195V194H246ZM59 196V195H58ZM87 196V195H86ZM105 196V195H104ZM103 196V197H104ZM152 196V195H151ZM163 196V195H162ZM37 197V196H36ZM81 197V196H80ZM84 197V196H83ZM94 197V196H93ZM114 197V196H113ZM132 197H134V195L132 196ZM154 197V196H153ZM228 197V196H227ZM5 198V197H4ZM34 198V197H33ZM119 198V197H118ZM247 198V197H246ZM7 199H8V197H7ZM54 199V198H53ZM58 199V198H57ZM56 199V200H57ZM75 199V200H74ZM81 199V198H80ZM84 199V198H83ZM95 199V198H94ZM125 199V198H124ZM124 199H122V201H124ZM157 199H159V198H157ZM160 199H162V197H160ZM4 200V199H3ZM9 200V199H8ZM7 200V201H8ZM45 200H47V199H45ZM55 200V199H54ZM78 201H79V199H77ZM97 200V199H96ZM99 200V199H98ZM260 200V199H259ZM38 201V200H37ZM50 201V200H49ZM77 201V202H78ZM85 201V200H84ZM95 201V200H94ZM102 201V200H101ZM121 201V202H122ZM3 201H1V203H2ZM12 202V201H11ZM51 202V201H50ZM60 202V201H59ZM61 202H63V200L61 201ZM129 202V201H128ZM151 202V201H150ZM6 203V202H5ZM54 203H55V201H54ZM57 203V202H56ZM84 203V202H83ZM90 203V202H89ZM92 203V202H91ZM101 203V202H100ZM136 203V202H135ZM230 203V202H229ZM95 204V203H94ZM99 204V203H98ZM117 204H119L118 202H117ZM139 204V203H138ZM143 204V203H142ZM14 205V207H15V204H13ZM120 205V204H119ZM126 205V204H125ZM145 205V204H144ZM81 206V205H80ZM104 206H105V204H104ZM116 206V205H115ZM132 206H134V205H132ZM141 206V205H140ZM7 207V206H6ZM18 207V206H17ZM16 207V208H17ZM55 207V206H54ZM53 207V208H54ZM61 207V206H60ZM147 207V206H146ZM65 208V207H64ZM104 208V207H103ZM256 208V207H255ZM114 209V208H113ZM138 209V208H137ZM136 209V210H137ZM247 209V208H246ZM83 210V209H82ZM87 210V209H86ZM98 210V209H97ZM102 210V209H101ZM109 210H111V209H109ZM117 210V209H116ZM120 210V209H119ZM129 210V209H128ZM140 210V209H139ZM4 211V210H3ZM15 211V210H14ZM61 211V210H60ZM93 211V210H92ZM104 211V210H103ZM121 211V210H120ZM119 211V212H120ZM143 211V210H142ZM90 212V211H89ZM95 212V211H94ZM123 212V211H122ZM125 212V211H124ZM127 212V211H126ZM58 213V212H57ZM60 213V212H59ZM61 213H63L62 211H61ZM60 213V214H61ZM87 213V212H86ZM97 213V212H96ZM100 213V212H99ZM244 213V212H243ZM246 213V212H245ZM67 214H65V216L67 215ZM101 214V213H100ZM108 214V213H107ZM59 215V214H58ZM134 215V214H133ZM245 215V214H244ZM243 215V216H244ZM262 215V214H261ZM10 216V215H9ZM126 216V215H125ZM129 216V215H128ZM147 216V215H146ZM15 217V216H14ZM22 217V216H21ZM82 218H83V216H81ZM95 217V216H94ZM121 217H122V215H121ZM235 217V218H236ZM239 217V218H238ZM10 218V217H9ZM63 218V217H62ZM101 218V217H100ZM119 218V217H118ZM124 218V217H123ZM122 218V219H123ZM125 218H127V217H125ZM135 218V217H134ZM234 218V219H235ZM243 218V217H242ZM250 218V217H249ZM132 219V218H131ZM11 220V219H10ZM34 220V219H33ZM62 220V219H61ZM65 220H67V219H65ZM126 220V219H125ZM236 220V219H235ZM240 220V219H239ZM4 221V220H3ZM108 221V220H107ZM113 221V220H112ZM241 221V220H240ZM255 222H258V223H263L264 224V220H260V221H256V219L254 220ZM94 222V221H93ZM133 222V221H132ZM8 223H10V222H8ZM13 223V222H12ZM14 223H16V222H14ZM31 223V222H30ZM33 223V222H32ZM35 223V222H34ZM57 223V222H56ZM56 223H54V226H55V224ZM115 223V222H114ZM113 223V224H114ZM129 223V222H128ZM127 223V224H128ZM238 223H240V222H238ZM237 223V224H238ZM242 223V222H241ZM240 223V224H241ZM4 224V223H3ZM52 224V223H51ZM85 224H86V222H85ZM85 224H84V227H85ZM99 224V223H98ZM107 224V223H106ZM248 224V223H247ZM250 224V223H249ZM252 224V223H251ZM0 225H1V223H0ZM18 225V224H17ZM23 225V224H22ZM28 225V224H27ZM47 225V224H46ZM46 225H44V229H45V227L47 228L48 226H50V224L48 223V226H46ZM108 225H111V224H108ZM116 229H118L121 233H128L129 231H131V229L128 227V225H126V224H124V223H122V222H116ZM131 225H132V223H131ZM140 225V224H139ZM138 225V226H139ZM141 225H142V223H141ZM141 225H140V227H141ZM243 225H245V223L243 224ZM253 225V224H252ZM260 225V224H259ZM10 226V225H9ZM12 226V225H11ZM14 226V225H13ZM12 226V227H13ZM42 226H43V223H42ZM105 226V225H104ZM135 226V225H134ZM145 226V225H144ZM149 226V225H148ZM264 226V225H263ZM18 227H20V224H19V226ZM24 227V226H23ZM33 227V226H32ZM98 227V226H97ZM5 228V227H4ZM51 228V227H50ZM49 228V229H50ZM85 228H87V227H85ZM105 228V227H104ZM115 228V227H114ZM139 228V227H138ZM137 228V229H138ZM153 228V227H152ZM235 228H237V227H235ZM3 229V228H2ZM8 229H10L9 227H8ZM17 229V228H16ZM15 229V230H16ZM31 229L32 228H30V231H31ZM94 229V228H93ZM99 229V228H98ZM107 229V228H106ZM112 229V228H111ZM115 229V230H116ZM133 229V228H132ZM14 230V231H15ZM20 230H21V228H20ZM23 230H25V229H23ZM48 230V229H47ZM46 229H45V231L44 230H42V232H40L39 233V231H41V230H38V232H36V233H39V235L38 236H41V237H43L42 239H44V236L46 237V235H44V236H42L41 234H43V233H45L46 231H47ZM51 230V229H50ZM49 230V231H50ZM56 230H58V229H56ZM56 230H54V231H56ZM102 230V229H101ZM113 230V229H112ZM112 230H110V232H112ZM114 230V231H115ZM136 230V229H135ZM134 230V231H135ZM238 230V229H237ZM261 230V229H260ZM259 230V231H260ZM2 231H4V230H2ZM25 231H27V229L25 230ZM52 232H53V230H51ZM59 231V230H58ZM61 231V230H60ZM109 231V230H108ZM258 231V232H259ZM1 232V231H0ZM28 232V231H27ZM101 232V231H100ZM135 232H137V231H135ZM150 232H151V230H150ZM149 232V233H150ZM244 232V231H243ZM250 232V231H249ZM255 232V231H254ZM3 233V232H2ZM7 233V232H6ZM23 233V232H22ZM32 233V232H31ZM35 233V234H36ZM93 233H94V230H93ZM97 233V232H96ZM132 232H130L129 234H131ZM241 233V232H240ZM9 234H10V232H9ZM27 233L25 232V235H26ZM30 234V233H29ZM28 234V235H29ZM51 234V233H50ZM101 234V233H100ZM104 234H106V233H104ZM133 234H134V232H133ZM132 234V235H133ZM136 234V236H137V238H138V234H141V233H135ZM134 234V235H135ZM150 234H152V233H150ZM149 234V235H150ZM236 234V233H235ZM4 235V234H3ZM52 235H53V233H52ZM52 235H50L49 236V233H48V236H49V238L50 237H52ZM102 235V234H101ZM123 235H125V234H123ZM128 235V234H127ZM131 235V236H132ZM154 235V234H153ZM156 235V234H155ZM5 236V235H4ZM3 236V237H4ZM15 236V235H14ZM107 236H108V238L111 236L110 234L108 235L107 234ZM140 236V235H139ZM142 236V235H141ZM140 236V237H141ZM144 236V235H143ZM237 236V235H236ZM2 237V236H1ZM0 237V238H1ZM53 237H55L54 235H53ZM101 237V236H100ZM117 237V236H116ZM119 237V236H118ZM128 237V236H127ZM126 237V238H127ZM103 238V237H102ZM101 238V240H103ZM105 238V237H104ZM123 238V237H122ZM128 238H130V237H128ZM133 238V237H132ZM131 238V239H132ZM254 238V237H253ZM119 239V238H118ZM2 240V239H1ZM4 240V239H3ZM2 240V241H3ZM44 240H46V239H44ZM50 241L51 240H53V238L52 239H49ZM160 240V239H159ZM158 240V241H159ZM9 241H11V240H9ZM14 241V240H13ZM39 241H42V240H39ZM50 241H49V243H50ZM104 241V240H103ZM131 241V240H130ZM145 241V240H144ZM255 241L256 242H259L260 244V247L261 248H259V249H261V251L262 252H264V229L257 235V237H255ZM43 242H45V241H43ZM42 242V243H43ZM54 242H56V241H54ZM53 242V243H54ZM113 242V241H112ZM133 242V241H132ZM132 242H131V244H132ZM12 244H10L9 245V243L8 244H4V242H1L0 241V255H1V257H3V258H8V257H10L9 255H11L12 254V252L15 250V245H13V243L14 242H11ZM52 243V242H51ZM61 243V244H62ZM105 243V242H104ZM114 243V242H113ZM116 243V242H115ZM140 243V242H139ZM235 243H236V241H235ZM25 244V243H24ZM55 244V243H54ZM117 244V243H116ZM124 244H125V242H124ZM129 244H130V242H129ZM138 244V243H137ZM142 244V243H141ZM153 244V243H152ZM11 245H13V246H11ZM48 245V244H47ZM50 245V244H49ZM53 245V244H52ZM63 245V244H62ZM106 245H107V243H106ZM150 245V244H149ZM247 245V244H246ZM255 245V244H254ZM58 246V245H57ZM98 246H99V248H98ZM139 246V245H138ZM145 246V245H144ZM37 247H39V246H37ZM42 247V246H41ZM45 247V246H44ZM66 248L67 249V252L66 253H64L63 251H62V248ZM111 247V246H110ZM116 247V246H115ZM129 247V246H128ZM139 247H141V246H139ZM146 247V246H145ZM252 247V246H251ZM256 247V246H255ZM17 248V247H16ZM53 248V247H52ZM51 248V249H52ZM56 248V247H55ZM54 248V249H55ZM108 248H109V246H108ZM258 248V247H257ZM19 249V248H18ZM39 249V248H38ZM37 249V250H38ZM50 249V248H49ZM106 249V248H105ZM125 249V248H124ZM140 249V248H139ZM148 249V248H147ZM239 249H240V247H239ZM40 250L42 251L43 249L42 248H40ZM45 250V249H44ZM43 250V251H44ZM101 250H103V247H102V249ZM108 250V249H107ZM121 250H122V247H121ZM127 250V249H126ZM254 250V249H253ZM21 251V250H20ZM42 251V252H43ZM47 251V250H46ZM46 251L44 252V253H46ZM59 251H61V252H59ZM80 251H81V249H80ZM81 251V252H82ZM109 251V250H108ZM114 251V250H113ZM112 251V252H113ZM118 251V250H117ZM116 251V252H117ZM37 252V251H36ZM38 252H40V251H38ZM49 252V251H48ZM55 252V251H54ZM53 252V253H54ZM55 252V253H56ZM135 252V251H134ZM16 252H14L13 254H15ZM18 253V252H17ZM51 253H52V251H51ZM50 253V254H51ZM76 253V254H75ZM79 253V252H78ZM111 253V252H110ZM114 253V252H113ZM118 253V252H117ZM255 253V252H254ZM40 254V253H39ZM43 254V253H42ZM49 254V255H50ZM101 254H102V256H101ZM105 254H106V252H105ZM104 254V255H105ZM148 254V253H147ZM263 254V253H262ZM47 255V254H46ZM82 255H84L83 253H82ZM81 255V256H82ZM112 255H114V254H112ZM121 255V254H120ZM126 255H127V253H126ZM253 255V254H252ZM13 256V255H12ZM11 256V257H12ZM19 256V255H18ZM43 256V255H42ZM53 256H54V254H53ZM137 256V255H136ZM250 256H251V254L249 255V252H246V253H243L241 256H240V258L238 259V263L237 264H256V263H254L253 261H252V259L250 258ZM22 257V256H21ZM47 257H49V256H47ZM80 257V256H79ZM164 257V256H163ZM236 257V256H235ZM58 258H56V259H58ZM78 258V257H77ZM84 258H85V256H84ZM162 258V257H161ZM258 258V257H257ZM263 258V257H262ZM51 259H53V258H51ZM54 259H55V256H54ZM53 259V260H54ZM55 259V260H56ZM101 259H103V260H101ZM107 259V258H106ZM116 259V258H115ZM114 259V260H115ZM25 260V262H27L26 261V259H24ZM61 260V261H62ZM125 260V259H124ZM2 261H3V259H2ZM16 261H17V259H16ZM107 261V260H106ZM116 261H118V260H116ZM132 261V260H131ZM133 261H134V259H133ZM144 261V260H143ZM152 261V260H151ZM158 261V260H157ZM166 261V260H165ZM4 262V261H3ZM7 262V261H6ZM10 262V261H9ZM18 262V261H17ZM20 262V261H19ZM44 262V261H43ZM77 262V261H76ZM113 262V261H112ZM119 262H120V260H119ZM125 262V261H124ZM142 262V261H141ZM1 263V262H0ZM8 263V262H7ZM11 263V262H10ZM59 263V262H58ZM61 263V262H60ZM136 263V262H135ZM17 264V263H16ZM27 264V263H26ZM46 264V263H45ZM83 264V263H82ZM107 264V263H106ZM115 264V263H114ZM118 264V263H117ZM121 264V263H120ZM128 264H130V262L128 263ZM131 264H132V262H131ZM155 264V263H154ZM236 264V263H235Z\"/></svg>","mask_w":264,"mask_h":264}]
</instances>
